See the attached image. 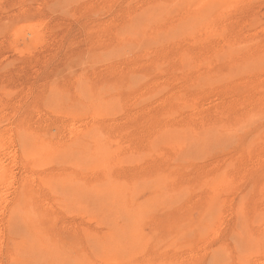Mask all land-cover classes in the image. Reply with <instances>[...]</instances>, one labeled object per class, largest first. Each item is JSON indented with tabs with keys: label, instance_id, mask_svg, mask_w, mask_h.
Returning a JSON list of instances; mask_svg holds the SVG:
<instances>
[{
	"label": "rangeland",
	"instance_id": "374dc122",
	"mask_svg": "<svg viewBox=\"0 0 264 264\" xmlns=\"http://www.w3.org/2000/svg\"><path fill=\"white\" fill-rule=\"evenodd\" d=\"M130 1L128 4V0H0V111H1L0 112V123H1L0 124V136L1 137L0 138H5L4 135L5 136L9 135L10 138L13 137V139H11L9 142V144L11 146L12 145L13 146L11 147L7 143L4 146V150L0 152V158H3L4 167H6V171H5L6 177L4 180V187H3V190L1 191V196H2L3 200L2 199H1L2 201L0 200V210H1L0 211V236L3 234V236L0 237V243L3 244L2 246H0L1 247L0 248V252H1L0 253V257H1L0 258V264H27L26 262H29V264H55V263L56 264H72V263L73 264H101V263L102 264H112V263L113 264H115V263L116 264H260V263L264 264V259H263L264 258V158H263L264 157V105H263L264 104V89H263L264 88V0H203L201 3H200L201 0H199V2H198V0H192V2H191V0L190 1L189 0L188 1L187 0H177V1L176 0H171V1L170 0H145V1L144 0H142V1L141 0H130ZM146 1L147 2L149 1V3H147ZM159 2H162V3H159ZM163 2L164 3L166 2L165 5L163 4ZM198 3H200V5H198ZM136 4H138L139 6H137ZM158 4L160 6L162 4L161 9H159L160 6ZM194 4H197V6L195 5V7H194ZM151 5H152V8H150ZM163 5L166 7L164 8ZM179 6H180V8H179ZM192 6H193V8H192ZM232 6H234V7H232ZM129 7H131V8H129ZM135 7H137V8H135ZM198 7H199V9H198ZM144 8H145V11H143ZM148 8L151 10L149 11ZM153 8H155V10ZM186 8L188 9V11ZM131 9H132V12H128V11H131ZM194 9H196V10H194ZM133 10H134V12H133ZM172 10L175 11L176 13H174ZM223 10L224 11L226 10L225 11V13H227L226 15H225V13H223L224 12ZM158 11H159V13H158ZM163 11H165L164 14H163ZM180 11H182V12H180ZM185 11H186V14L184 13ZM172 12H173V15H172ZM131 13H132V15H131ZM167 13H168V16H166ZM181 13H183V15ZM139 14H142L141 16H143V17L140 16V18H138ZM204 14H206V15H204ZM214 14H215V16H214ZM128 15H129V17L127 18ZM154 15L159 16V17L157 19H155ZM211 15H212V17L213 16L214 17L212 18ZM151 16L152 17L154 16V18L152 19ZM206 16H208V17L204 19V17H206ZM174 17H176V18L174 19ZM177 17H179V20H177ZM197 17H198V19H197ZM199 17L200 18L202 17L201 19H203V20H200ZM159 18L161 19L160 22L158 21ZM235 18L237 21L235 20ZM169 19H171V22ZM192 19H193V21H192ZM232 19H233V21H232ZM123 20L125 22H123ZM152 20L154 23L150 22ZM176 21H178V23ZM181 21H182V23H180ZM184 21H185V23H183ZM195 21H196V23H198L200 21L201 22L198 23V25H197L195 23ZM216 21L218 23H215ZM223 21L224 22L226 21L227 24L226 23L222 24ZM194 23L196 24V26L194 25ZM211 23H212V26L214 27L212 29H210L212 27ZM218 24L220 27L218 26ZM107 25H109L108 28L109 27L111 28V29L109 28L110 30L107 28ZM190 25L192 28L190 27ZM193 25L195 26L194 28H193ZM215 25L218 26L219 29ZM101 26H103V27H101ZM198 26H200V27H198ZM167 27L169 29H167ZM170 27H172V28H170ZM103 28L105 29V31ZM220 28L222 30L224 29V31L225 30L226 31L225 32L223 31L224 33L222 34V32H221L222 30H220ZM202 29H205V30H202ZM209 29H210V31H209ZM213 29H215V30H213ZM216 29H218V30H216ZM119 30H121V32ZM126 30H127V32H126ZM96 31H98V32H96ZM118 32H119V34H118ZM136 32L137 33L139 32L138 35ZM193 32H195V33H193ZM105 33H106V35H105ZM134 33H135V35H134ZM187 33H188V35H187ZM201 33H203V34H201ZM204 33H205V35H204ZM214 33L217 34L218 36L217 35L215 36ZM160 34H161V36H160ZM212 34H214V35H212ZM136 35H137V37H136ZM176 35H178V37ZM198 35H199V37H198ZM210 35H211V37H213L212 39H211ZM200 36H201V38H200ZM206 36H208V37L205 38ZM235 36H236V38H235ZM124 37H125V39H124ZM161 37H163V39ZM186 37H187V39H186ZM195 37H196V40H195ZM218 37H220V38L217 39ZM223 37H224V39H222ZM112 38H113V40H112ZM202 38H204V39H202ZM214 38H216V39H214ZM226 38H228V40H231L232 44L230 41L226 42ZM107 39H108V41H107ZM141 39L142 40L144 39L146 41L144 42ZM205 39H207V40H205ZM220 39H222V41H220ZM182 40H183V42H182ZM210 40H213V43ZM236 40H237V43H236ZM97 41H99V42H97ZM151 41H153V42H151ZM178 41L180 42V45H178V43H179ZM204 41H205V44L208 43L210 46H213L212 44H214L215 47H217V45H218V47L223 46V48H220L219 50H218V47L214 50L212 48L210 49V46H208V44L205 46H208L209 48L204 46ZM208 41L212 44H210ZM219 41H220V43H219ZM223 41H224V45H222ZM95 42H97V44H99L100 46L97 44L95 45ZM175 42H177V43H175ZM105 43H107V44H105ZM143 43H145V44H143ZM149 43H151V45ZM152 43H154L153 46H152ZM200 43H203V45L199 46ZM239 43H240V46H239ZM169 44H171L172 46H170ZM175 44H176V47H175ZM129 45H130V47H129ZM132 45H134V46L132 47ZM182 45H184V46H182ZM231 45H233L235 49L234 48L232 49ZM123 46L125 47L124 49H123ZM173 46L175 48H173ZM185 46L187 47L188 51L184 50V53H183V50H181V49H186ZM189 46H190V48H189ZM242 46H244V49L241 48ZM116 47H117V49H121V50H116L115 49ZM118 47H121V48H118ZM134 47H137V48L134 49ZM147 47H149V48H147ZM198 47H200V48H198ZM215 47H213V48H215ZM225 47L227 49H229L230 51H227V49ZM170 48H172V50H174L171 53L168 52V51H171ZM202 48H204V49H202ZM162 49H164L165 52ZM166 49H168V50H166ZM193 49H194V51H193ZM223 49L225 50V52ZM103 50L105 51V53ZM160 50H161V52H159ZM195 50L198 52V54ZM211 50H212V52H211ZM216 50H217V52H216ZM94 51H95V53H94ZM98 51H100V52H98ZM180 51H181V53H183V54H181V56L179 54ZM232 51L234 53H232ZM106 52L108 54H106ZM122 52H123V54H122ZM155 52H157V53H155ZM173 52L175 54H178L177 57L175 54H173V56H172ZM186 52L187 53L189 52V56L191 53L195 52V54H191V56L190 57L188 56L187 58L185 57V59H188V60H185L184 57H182V56H185V55L187 56V54H185ZM201 52H204V53H201ZM226 52L228 54H226L224 56V54ZM119 53H120V56H122V57L118 56ZM148 53H150V54H148ZM159 53H164L165 55L166 54L171 55V57L165 56L164 54L160 55ZM206 53H207V55H206ZM229 53H232V54L229 55ZM93 54H94V56L89 57V55H93ZM111 54H112V57H110ZM114 54H115V56H114ZM116 54H117V56H116ZM217 54H219V55H217ZM238 54L240 55L241 58H236ZM101 55H102V58H104V59L101 58ZM162 55H164V57ZM194 55H197V57L195 56L196 58H194ZM205 55H206V57H205ZM210 55H211V57H209ZM227 55H229L230 58H228ZM235 55H236V57H235ZM244 55L246 58L244 57ZM86 56H88V57H86ZM97 56H98V59H97ZM156 56H158V59L156 58ZM214 56H217V57L222 56L223 57V60H222L223 63L220 60H218V61L215 60ZM84 57H86V58L83 60ZM94 57H96L97 60ZM162 57L165 60L161 59ZM192 57H193V59H192ZM222 57H219V58L222 59ZM224 57H226V59ZM232 57L233 58L235 57L236 60H235V58L233 59ZM87 58H88V60H87ZM178 58H180V59H178ZM107 59H110V61ZM153 59L154 60L157 59V60L154 61ZM166 59H167V62H166ZM182 59H184V60H182ZM195 59H197L198 62ZM201 59H202V63H201ZM224 59L225 60L230 59L229 60L230 62L224 61ZM237 59L238 60L240 59V60L238 61ZM81 60H83V61H81ZM117 60L121 63H119ZM141 60H143V62H141ZM147 60H149V61H147ZM177 60H178V62H177ZM231 60L232 61L235 60V61L231 62ZM242 60L245 62H243ZM114 61H117V62H114ZM186 61L189 63H187ZM145 62H146V64H145ZM152 62L154 63L153 65H152ZM206 62L207 63L209 62L208 65ZM219 62H221V67H220V64H217ZM135 63H137V64H135ZM140 63H142V64H140ZM173 63L175 65H172ZM182 63L183 64L185 63V64L183 65ZM214 63L217 65H215ZM230 63L232 65L236 64L237 68H241V69H238L239 70L238 73H241V74H238L237 68L232 66ZM122 64H125L126 67H125V65L122 66ZM128 64H130L131 66ZM133 64H135L134 67H133ZM139 64H140V66H139ZM161 64L162 65L164 64V66H162ZM228 64L230 66H228ZM239 64L241 67H239ZM113 65H115V66L119 65L118 67H120V66L121 67L120 68L117 67V69H119V70H117L115 68V66H113ZM169 65H170V67H169ZM195 65H197L198 67ZM199 65L201 66V68ZM226 65H227V67H226ZM103 66H105V67H103ZM142 66H143V68H142ZM172 66H174L175 68H172ZM191 66H193V67H191ZM222 66H224V67H222ZM108 67H109V69H108ZM127 67L129 68V71H133V72H134V70L137 69L134 72L135 74L133 72L128 74L129 71H128ZM163 67L165 69H163ZM123 68H125V70H123ZM133 68H135V69L133 70ZM207 68L210 69V72H209V69H207ZM211 68H213V69H211ZM105 69H106V71H104ZM168 69H169V74H168ZM204 69H206V70H204ZM232 69L235 71V77H233L234 72H233V75L231 74L233 71ZM122 70H123V72H126L125 76H124L126 78V80L123 77V74H121ZM195 70H196V72H195ZM215 70H217L216 73H214ZM229 70H231V71H229ZM120 71H121V73H119ZM170 71H172V72H170ZM186 71H187V73H186ZM205 71L208 72L207 73L208 75H209V73L211 74L212 71H214V72H212L211 76H208V75H206ZM144 72L146 73V75L144 74ZM158 73H160V74H158ZM170 73L175 74V76H176L175 80H177V81L174 80V78H175L174 75L171 76L172 79L169 77V75H171ZM184 73H186V74H184ZM131 74H134V75H131ZM189 74L191 75V77ZM137 75L138 76L140 75V76L137 78ZM157 75H158V77L154 78V76H157ZM220 75H222V76H220ZM165 76H167L169 78H167ZM185 76H188V77H185ZM201 76H202V78H200ZM130 77H131V80H130ZM140 77H141L142 81H140V84L138 83V85H137L139 87L138 88L136 86V82H134V81H136L135 79L137 78V82H139L138 79H140ZM142 77L145 79H143ZM163 77H165V78L163 79ZM182 77H183V79H181ZM197 77L200 79H198ZM210 77H211V79H210ZM120 78H122V79H120ZM127 78H128V80H127ZM166 78L169 79V82ZM187 78H189L190 80H187ZM150 79L152 81H150ZM165 79L167 80V83H165V81H166ZM201 79H203L202 82L204 81V83H202V84L200 83ZM206 79H208V82L209 81L210 82L208 83ZM148 80L150 82H152V85L149 82L151 86L148 84ZM170 80H172L174 83L170 84L172 82V81L170 82ZM196 80L199 81L198 84H200L201 86L197 85ZM221 80H222V82H221ZM224 80H226V81H224ZM239 80H241V81L239 82ZM153 81L157 82V83L154 82V83H156V85H154ZM187 81H189V82H187ZM217 81L220 84H218ZM132 82L134 83L133 86L131 85ZM184 82H186L187 85ZM164 83L168 87H165ZM183 83L185 86H183ZM215 83H217V84H215ZM221 83H222V85H221ZM231 83H233L235 85L233 86V84L231 85ZM145 84H147L146 86L149 85V87L146 88ZM159 84H161L165 89L166 88L167 89L165 90L164 88H162L163 92L161 94L159 93L160 95L157 96L156 92L162 91L160 89V87H162V86H160ZM178 84H179V86H176ZM244 84H246V85H244ZM249 84L253 88L252 91L248 90L251 88V87L250 88L248 87ZM139 85H142V86H139ZM171 85H173V86H171ZM239 85H240V88L237 87ZM195 86L197 87V89H195L196 88ZM218 87L220 89H218ZM221 87H222V90L223 89H225V90L222 91ZM226 87H228V88H226ZM229 87L230 88L232 87L233 89L231 90ZM235 87H236V89H234ZM67 88H68V90H67ZM113 88H114V90H113ZM126 88H128V89H126ZM144 88H145V90H143ZM137 89L139 92L136 91ZM141 89L143 90L144 93L142 92ZM158 89H160L161 91ZM176 89H177V91H175ZM226 89H228V90L226 91ZM258 89L260 90V92L258 91ZM50 90H51V92H50ZM111 90H113V91L111 92ZM134 90L136 92H138L137 93L138 96L136 95ZM167 90L168 91L172 90L170 92H173V94L170 93V95H169V93H167ZM53 91H54V93H53ZM56 91H58L57 94H56ZM69 91H71V92L69 93ZM151 91L152 92L154 91L155 93L154 92L151 93ZM235 91L237 93H235ZM242 91H244V92L242 93ZM250 91H251V95L249 93L250 96L248 97L247 93ZM254 91L258 92V93H254ZM130 92H132L131 94H133V92H134L136 97L133 94L129 98ZM158 92H157V94H158ZM164 92L167 93V95H166L167 97L165 96L166 93H164ZM181 92H182V94L186 92L185 96L182 97L181 95H179ZM189 92H191V93H189ZM205 92L207 93L208 96L206 95ZM40 93H41V95H40ZM50 93H53L56 95L51 98V96H53V94L49 95ZM150 93L152 95L155 94L156 97L152 96ZM195 93L198 94L199 96L203 95V97H199L198 95H195ZM240 93H242V94H240ZM175 94H176V96H175ZM38 95L42 96V97L39 96L40 100L38 99ZM64 95H65V99L63 98ZM143 95H145V96L142 98V101L140 100L141 103L138 102L139 101L138 97L141 98V96H143ZM161 95L164 96V98H162ZM235 95L238 97H236ZM242 95L244 98L242 97ZM60 96H61V98H59ZM122 96L124 99L121 98ZM186 96H188V97H186ZM227 96H229V97H227ZM131 97L133 100L132 102H131ZM159 97H161V99H163V100H161ZM178 97H181V99ZM192 97H194V98L196 97L197 99L195 98L196 99L195 100ZM211 97H212V99L214 97H216V98L212 101ZM233 97H234V99H233ZM239 97H240V99H239ZM34 98H36L35 100H38V101L35 102ZM66 98H67V100H66ZM148 98H150L151 100H147ZM157 98H158V101L161 100V102L160 101L156 102ZM166 98L167 99L170 98V100L169 99L167 100ZM177 98L180 101L184 100L183 103H186V102L187 103H189V102L194 103L195 101L198 102V104L196 103L197 107L200 104L198 109L201 110L200 108H202V111L204 110V115H205L204 116L202 114L203 112L201 111V113L199 112V114H200L199 116L200 117L204 116L205 121L207 120L206 122L205 121L203 122L205 126L202 123L203 118H200V117H199V121L201 120V123L199 121H197L198 118L193 119V121H196L198 123H196V122H195L196 124L194 122L192 123V121H191L192 119H190L191 117H193L192 115L194 114V117L196 116V114L198 115V113L196 112V110H197L196 108L193 112H192V110L190 111L189 109H187L185 112L186 115H188L187 113L192 114V115L187 116V117H189L188 119L190 121H188V119H186V117L184 118L183 115L184 116H186V115L182 114V113H184V110L186 108L183 109V108L178 106V104L182 103L180 101L178 102V104H175V103H177L175 101ZM217 98H218V100H217ZM258 98H259V100H258ZM121 99H123V101ZM203 99H204V101H203ZM210 99H211L212 103L210 102ZM245 99H246V101H245ZM114 100H117V103L119 102L118 104L121 105V106H119V108H117L118 104L116 102H115L116 104L113 103L114 105L111 106V103L114 102ZM208 100H209V103L207 102ZM242 100H244L245 103L247 102L248 104L247 103L245 104L244 101H242ZM109 101H111V103ZM121 101H122V103H121ZM151 101H153V102H151ZM154 101L156 102V105H155ZM199 101H200V103H199ZM216 101L218 104H216ZM221 101H224V102H221ZM170 102H172V103H170ZM203 102L207 103V105ZM219 102H220V104H219ZM146 103H149V104L152 103L151 104L152 108L147 109V107H150V105L149 104L145 105ZM167 103L170 105H168ZM202 103H203V105H202ZM256 103H258V104H256ZM108 104H109V106H108ZM139 104H140V106H139ZM160 104H163L166 107L168 106L169 108H170L171 104H173L171 107H173L175 105L174 106L175 111H173L174 108L172 110V114L170 113L171 111L169 112V109L164 111L167 108L164 109L165 106H163V105H161V107H160ZM210 104H212L213 106L212 105L210 106ZM125 105H126V107H125ZM236 105L238 106V108ZM239 105H240V108H239ZM114 106H116L117 109L113 108ZM219 106H222V107H220L221 109L217 110L219 108ZM127 107L130 108L129 109L130 111L127 110L128 109ZM143 107H145L144 109H147V111H144ZM156 107H157V110H156ZM112 108L115 110H113ZM138 108L140 111L138 110ZM210 108H211V110H210ZM224 108H226V109L224 110ZM124 109H125V111H124ZM134 109H137V110L134 111ZM159 109H160V111L158 113L163 111V113L161 112L162 115L160 114L162 117H164L165 112H166L167 116L162 118L161 116L157 115L156 111H158ZM206 109L209 111H207ZM222 109L226 115L225 114L223 115L224 112H222ZM170 110H171V108H170ZM188 110H189V112H188ZM199 110H197V111H199ZM205 110H206V113L208 114L207 119H206L207 115L205 113ZM216 110L218 111L216 113H219V115L213 114L214 117L216 118V120H215L213 115L210 114L211 113L210 111H212V113H214V111H216ZM227 110H229L230 112L229 111L226 112ZM246 110H247V112L250 113V115L254 113L257 116L254 114H253V117H252V115L250 116L249 114L245 115ZM142 111H144L145 113ZM179 111L182 113L180 114ZM219 111H221L222 113ZM237 111L239 114L237 113ZM140 112H142V113H140ZM173 112H175L177 116L181 115L180 117L178 116L180 118V120L178 119L180 122L178 120L176 121V119L178 118L176 115L175 116L177 118H175V116H174L173 119L171 117L172 121L170 120V118H169L170 116H168V114L170 113L169 115L172 116L173 114H175ZM242 112H244V113L241 115ZM154 113H156V115ZM220 113H221V115H223V117L224 116L225 117L220 118L219 117V116H221ZM1 114H2V116H1ZM115 114H117V115L114 116ZM133 114L137 115V116H134ZM141 114L144 116L147 115V118H144L143 116H141ZM148 114H150V115H148ZM235 114H237V115H235ZM244 115H245V117H244ZM76 116H78V118H76ZM152 116H155L154 117L155 119H152L153 118ZM209 116L211 118H209ZM231 116L232 117L234 116L233 119H236L238 116L240 118L238 117V119L235 121V120L231 119L232 118ZM254 116H256V117H254ZM49 117H51V118L48 119ZM167 117H168V119H166ZM226 117H228L227 118L228 120L226 119ZM139 118H141V121H142V119H143V121L144 120L145 121L141 122V121H139L140 120ZM183 118L186 120H184ZM212 118H214V119H212ZM254 118H255V120L257 118V120L255 122H254ZM109 119H111L110 121H112V119H114V120L111 123L109 121ZM127 119L128 120L130 119L129 123H127L128 122ZM161 119H163L164 122ZM165 119L171 121L172 124H175L174 125L175 129L172 128L173 125L170 126L168 124L169 121L166 123ZM181 119L184 120L185 122L188 121V122H186L187 125L184 124V122ZM195 119H197V120H195ZM210 119H212V120H210ZM217 119L220 122H216ZM243 119L244 120L247 119L246 122L243 123L245 127L242 124L240 125V121L243 122L244 121ZM4 120H6V121L4 122ZM80 120H81V122H79ZM131 120H133V121H131ZM148 120H149V123H148ZM152 120L153 121L156 120V121L153 122ZM173 120L175 122H177V124L174 123ZM221 120H222V123H221ZM250 120H253V121L251 122ZM21 122H22V124H21ZM34 122H35V124H34ZM37 122L38 123L40 122V124H39V125H41L40 127H38L39 125L36 126L38 124ZM43 122H45V123H43ZM157 122H159L160 124L159 123L157 124ZM182 122H183V124H181V125L185 126V127H182L183 130H185L186 126L188 127L186 129H188V130L190 129V131H189L190 133L187 130V132H188L187 135L189 134L190 138L193 137V135H195L196 131H197V133H199L200 128L201 129L203 128L202 130H205L207 127H210L209 125H212L213 129H212V127H210L207 129L208 131H209V129L210 130L212 129V131L213 130L215 131V129L219 127L221 129H223V130H221V132L222 131L225 132L226 129L222 128L224 126L225 127L227 126L230 129H232V130H228L229 128H227L228 131L227 130L226 131L228 133L225 132V135H223L224 133L222 132L220 134L221 136L223 135L222 138L225 140H228L229 138L232 139L234 136L233 133H235V132H238V135H235L234 136L235 138H233L232 141H231V139H229L231 141V143H229L230 141H228L227 145H225L226 147L223 146L224 147V149H223L222 145H224L223 143H226V142H224L225 140L222 143L219 140L220 136L216 137L217 135L214 136L215 134L214 135L210 134L212 131L209 132V134H207L208 133V131H207V133L206 134L203 133V134H205V135H203L202 132H205V131L201 130V134L203 135L202 136L199 133L201 135L200 136L201 139H203L204 136L205 137L210 136L209 140H216V138L217 139L219 138L218 140L220 143L218 141H216V144L218 143L216 145L218 147L217 148L218 150H217L216 146L214 145L215 144L214 141H213L214 144L212 145L209 143L208 139L206 138L207 139L206 140L204 137V143L202 141L203 145H205V143H208L209 146L212 145L213 147L212 148L210 147L208 149L209 146L208 147L205 146L206 150H204L205 148L202 149L203 152H201V154H200L199 152L201 151V148L204 147V146L201 147L202 146L200 143L201 141L199 142V144H200L199 145V144H196L195 142H193V139L190 140V138L187 135H185L183 137V138L188 137V139H189L188 143L189 144L191 141L192 143H194L193 144L194 146L199 145L195 149V147L192 145V143L190 144L191 146H189V144H187V142L184 141L183 138H181L186 133V130L182 131V129H181L180 123H182ZM10 123H11V125H10ZM17 123H19V125H17ZM143 123H145V124H143ZM237 123L239 124V126L237 125ZM59 124H61V125H59ZM124 124H126L127 126H129V124H130V126L127 128L126 125H124ZM150 124L154 125V127ZM161 124H163V125H161ZM215 124L219 125V126L218 127L216 126V128H215L214 127ZM222 124H223V126H222ZM165 125H166V129H165ZM167 125H168V127H167ZM192 125H195V126L192 127ZM200 125H201V127H200ZM202 125H203V127H202ZM10 126H11V128H9ZM22 126H24V127H22ZM142 126H143V128L144 127L145 128L143 129ZM160 126H161V129L159 128ZM162 126L164 127L165 130L163 129ZM179 126L181 129L180 131L178 128ZM234 126L239 127V128H242V126H243V128L239 129V128H235ZM14 127L18 130L15 131ZM94 127H95V129H93ZM120 127H121V129H120ZM176 127L178 128V130L176 129ZM197 127L199 130L197 129ZM96 128L98 130H96ZM147 128H151L152 130H154V129L157 130L156 134L159 133L158 135H160L162 133L161 136L163 137V139L165 138V144H167L165 146V148L161 147V146H164L163 145L164 140L162 139V137L157 136L154 132L155 130L153 131V134L149 133V132H151V131H149L151 129L148 130V133H149V135L151 134L152 137L149 136L145 132V131H147V130H145ZM92 129L95 130V132H92L93 131ZM111 129H113V130H111ZM115 129H117V132ZM136 129H138V131ZM159 129L161 130L160 132L158 131ZM168 129H170V132H168L169 131ZM172 129L174 130V133H175V131L177 132L175 135L179 136L178 134H180L181 137L179 136L180 137L179 140L176 139V138H178L177 136H175L176 138H174L176 141H174V139L172 138V137H174V135L171 132ZM236 129H237V131H236ZM27 130L30 132L33 130L32 132H33V134H35L34 136L36 138L32 137L33 136L32 132L30 133ZM68 130H69V132H68ZM141 130H142V132H141ZM166 130H167V132H166ZM17 131H18V133H17ZM25 131L27 133H29L28 135H26V137L31 135L32 139H30V137L28 139L27 138L22 139V138H25V135L22 134ZM163 131H165L168 134L170 133V135H172V136H169L170 140L168 139V135L166 136L171 144L169 143V141H166L167 139H166V137H164ZM230 131L233 132L232 134H230L232 137H230V135H229ZM11 132H12V134H11ZM35 132L37 133V136H36ZM112 132H114V133H112ZM178 132H180V133H178ZM92 133H94L95 135ZM99 133H100V135H99ZM144 133L147 134L149 137L148 136L146 137L145 135H143ZM197 133H196V135H197ZM213 133H215V132H213ZM216 133L219 134L220 132L216 131ZM226 133H227V135H229V137L226 135ZM107 134H110V135L113 134L114 137L113 136L109 137V135H107ZM135 134H136V136H134L132 138V136ZM181 134H183V135H181ZM104 135H105V137H104ZM142 135L145 138H142ZM153 135L154 136L156 135V137H153ZM196 135L194 136V139L196 138L198 140L195 139L194 141L197 142L200 139L198 138L199 136L198 135L196 136ZM212 135L215 137V139H214V137H212ZM58 136H59V138H58ZM107 136L110 139V141H108L109 139L106 138ZM124 136L126 137V139ZM128 136L131 137L132 139L131 138L129 139ZM224 136H227L228 139L225 138ZM152 138H154V140ZM158 138H160V139H158ZM222 138H221V141L223 140ZM138 139H139V141H136ZM142 139H144V143L146 141H147V143L150 141L153 146L157 145V141H159V140L161 143V139H162L163 144H158L159 146L156 147L158 149L155 151H154L155 146L153 148L152 147L147 148V146H149V145H147V143H145L146 147L140 148V145L145 146V144L142 142L143 141ZM155 139H157V141ZM180 139L181 140L183 139L182 140L183 143ZM12 140L15 144L13 142H11ZM28 140H32V141L29 142ZM40 140H41V142H40V144H38L40 147L38 145L35 146L34 142L38 143ZM112 140L114 142H111ZM140 140L142 142L141 144H139ZM172 140L174 141V145H176L175 143H177L175 148L173 147L174 145L171 142ZM205 140H206V142H205ZM155 141H156V144L153 143ZM52 142H53V144H52ZM108 142H109V144H108ZM29 143H30V145H29ZM41 143H43V144H41ZM118 143H120V144H118ZM133 143H134V145H133ZM211 143H212V141H211ZM32 144H34V146H32ZM49 144H50V146H48ZM136 144L138 146H136ZM168 144H170V145H168ZM126 145H129L128 147L130 150L127 148ZM184 145L185 146L187 145L186 148ZM30 146H32L33 148L34 147H37L38 149L40 148L41 150L37 151L38 149L36 150V148H34L36 151L33 152L32 148H30ZM130 146H133V149H131ZM134 146H135V148H137V149L140 148V149L136 150L134 148ZM167 146H170V147L167 148ZM183 146L185 148L184 151H183V148L182 149L179 148V150L177 149L178 147H183ZM227 146H229V147H227ZM172 147L176 151H173L174 149H172ZM187 147L189 148V150L190 149L193 150L192 152H195L194 149L197 151V152H195L194 157H193V155L189 156L190 155L189 153L191 152V150L189 152ZM42 148H47V150L49 149L50 152H52V154L50 152L47 154L41 153L43 151ZM117 148H118L117 151L119 153L115 151V149H117ZM198 148L200 149V151ZM142 149L144 152L142 151ZM180 149L182 152L186 151L187 154H189V155H186L184 153L185 154L184 158L186 156L185 161H183V162L176 161L175 162V160H178V159H180V161H182L181 157H179L177 159V156H179L181 154ZM47 150L45 152L49 151V150L48 151ZM122 150H124V151L122 152ZM135 150L137 151V153L135 152ZM158 150H160L161 152H158ZM253 150L256 153H254ZM31 151H32V154H31ZM98 151L100 153H98ZM127 151H129V154ZM138 151H139V153H140V151H142L144 154L143 153L139 154ZM149 151H152V153ZM156 151H157V153H156ZM11 152H15V153L13 154ZM70 152H72V153H70ZM179 152H180V154H179ZM226 152L228 155L226 154ZM229 152L231 153L230 155H229ZM33 153H34V155H33ZM123 153L125 154V157H124ZM131 153H133V154L130 156ZM134 153H136V154H134ZM153 153H155V154H153ZM176 153H178L179 155ZM233 153H234V156L232 155ZM22 154H23V156H22ZM36 154L39 155L38 158H36L37 157ZM44 154H46V155H44ZM55 154L57 155V158H56ZM115 154H116V156H115ZM224 154L227 155L226 157H228L225 159V161L226 160L229 161L231 158L229 156L232 155V158H234V160H230V161L233 163H230V161L229 162L226 161V164H225V161H224L225 155ZM31 155H32V157H31ZM71 155H73V156H71ZM149 155L152 157H150ZM199 155H202L204 157L199 156ZM11 156H14V159ZM28 156H30V158H28ZM172 156H174L176 159ZM10 157H11V159H10ZM58 157H59V159H58ZM111 157H113V160ZM122 157H124V158H122ZM137 157H140V158H138L136 160L135 158H137ZM182 157H183V154H182ZM187 157H189L190 159L192 157L191 161ZM254 157H255V159H254ZM34 158H36V159H34ZM184 158H183V160H184ZM249 158H253V159L249 160ZM12 159L14 160L13 162H11ZM133 159H135L134 162H133ZM195 159L199 160V162L202 161V163H199ZM221 159L223 162L221 161ZM47 160H48V162H47ZM114 160H116V161H114ZM125 160H128V162L132 160L131 162H129V165H128L129 167H126L127 166L126 163L128 164V162H126ZM186 160H188V162ZM217 160H219V161H217ZM239 160H240V162H238ZM252 160H255V161H253L255 163H251ZM101 161H103V163ZM170 161H171V163H170ZM172 161H174V162H172ZM208 161H209V163H208ZM213 161H214V165L216 167L215 170L213 168L214 167ZM258 161H259L260 166L258 165ZM23 162H24V164H23ZM28 162H30V163H28ZM73 162H75V164ZM96 162H97V164L99 163V165H98L99 167L96 166ZM140 162H142V163H140ZM164 162L167 165H165ZM227 162H228L229 167L227 166ZM150 163H152V164L154 163L153 165H155V166H153L152 164L150 166ZM168 163H169V165H168ZM205 163L209 164L207 166H210V168L208 167V171L206 170L207 166ZM242 163L246 164V165L244 164L246 166L245 167L246 170L243 168L244 166ZM200 164H201V166H200ZM186 165H189V166L187 167ZM193 165H195V166H193ZM211 165H213L212 168H211ZM238 165H239V167H238ZM167 166H169V167H167ZM222 166H224L225 168ZM230 166H231V168H230ZM252 166L257 167V168L254 169ZM145 167L146 168L148 167L150 170L147 168L149 170L147 172V169H145ZM173 167H175V168H173ZM200 167L203 169V171L205 170L204 172L206 174L201 173L202 170L197 169ZM235 167H236V170H238V169L239 170L240 169L245 170L243 172V174L244 173L245 174L242 175L243 170L242 171L240 170L241 172H238L239 170L236 171ZM122 168L124 171H121ZM126 168H127V171L125 170ZM187 168H188V170H187ZM192 169H194V171L198 170L199 171L198 175H197L198 171L197 172L191 171ZM229 169H231V170H229ZM221 170H223V171L219 172ZM19 171H20V173H19ZM128 171H130L132 173L129 175L130 177H132V179L130 177H128V174H127ZM215 171H217V172L215 173ZM122 172H124V173H122ZM142 172H144L143 175L141 174ZM211 172L214 173V176H212L213 173H211ZM231 172H232V174H231ZM115 173H116V176H115ZM227 173H229L231 175V177H229V175ZM19 174H20V176H19ZM106 174L108 175V179L103 180V178L107 177ZM111 174H113L114 178ZM236 174L238 175L236 177L237 183L235 182L236 179H234ZM26 175H31V176H26ZM138 175H140V176H138ZM186 175L188 176L187 180L181 179L183 177L184 178L187 177ZM209 175H211V176H209ZM96 176H97V178H96ZM192 176H193V179H192ZM194 176H195V178H194ZM203 176L205 177V178H203V179H205L204 181L201 180V178ZM211 177H215V178L211 179ZM116 178H118L117 181H119L117 183H116V180H114ZM129 178L131 180H129ZM155 178H157V179H155ZM227 178L230 179L229 180L230 182L228 183V185L220 184V182L221 181L223 182V180H224V182H226ZM127 179L130 182H126ZM140 179H141V182H140ZM180 179L182 181H185V182H183V184H180L182 182ZM228 179H227V182H228ZM70 180H71V182H70ZM177 180H180V181H177ZM10 181H12V183H9ZM122 181H124V182H122ZM176 181L178 182L177 186H179V189L176 188L177 187V186H175L176 183H175V185L173 184ZM186 181H187V183H186ZM193 181H194V183H193ZM143 182H144V184H143ZM211 182H212V184L209 185ZM7 183H9V185H7ZM22 183L25 184L24 187L21 186ZM197 183H199V185ZM102 184L105 186H103ZM108 184H110V185H108ZM111 184H112V186H111ZM222 185L224 187H222ZM236 185H237V187H235ZM173 186H174V188H172ZM180 186H181V189H180ZM219 186L222 189H220ZM231 186H233L234 188ZM117 187H118V190H120V188H121V191H119L120 193L118 192ZM199 187L200 188L202 187L203 189L198 190ZM204 187L207 190H209L211 188H214V190L211 189L208 192V191L204 190ZM50 188H51V190H50ZM109 188H110V190H109ZM223 188H228V189H227V191H225L226 189L223 190ZM44 189H46V191H48V193L46 191H44ZM123 189H124V192L122 191ZM127 189H129L130 191ZM55 190H56V192H54ZM73 190L76 192V195L78 196V198L82 197V199H83L84 198L83 196H86L85 197L86 200L84 198V200L81 201L77 198V201H76L77 196L72 194ZM77 190H81V192H82V190H85L86 195L85 194L79 195L77 193ZM134 190H135V193H134ZM182 190L184 191V193ZM132 191H133V193H132ZM217 191H219V192H217ZM220 191H221V193H220ZM56 193L62 194V195L59 196ZM92 193H94V194L92 195ZM125 193H127V196H128V194H129V196L130 195L131 196L130 197L128 196L125 198ZM206 193H209V194H206ZM119 194H120V196H119ZM121 194H122V196H121ZM217 194L220 195L219 198H218ZM54 195H57V196H54ZM211 195H213V196H211ZM215 195H217V196H215ZM90 196H93L92 198H94V199L90 200L89 199ZM163 196H164V198H162ZM196 196H198V197H196ZM208 196H211V197H208ZM20 197H21V199H19ZM54 197L57 200L56 199L53 200ZM109 197H110V199H109ZM122 197H124V199ZM205 197L206 198L208 197L209 199L208 198L206 199ZM212 197L214 198V202H213ZM25 198H26V200H25ZM68 198H70V199H68ZM118 198H122L123 200L118 199ZM127 198H128V200H127ZM165 198L167 199V201ZM45 199H47V200H45ZM65 199H67L68 202ZM105 199L106 200L109 199V200L106 201ZM42 200H44L45 202ZM61 200H63V201H61ZM71 200H75V201H73V203L76 202V204H75L76 206L75 205L73 206V203H70V202H72ZM120 200H121V202H120ZM195 200H196V202H195ZM9 201L11 202V205H10ZM53 201L56 202V204H53L54 203ZM90 201H91V204H90ZM98 201L101 202V204ZM117 201H118V203L120 202L119 205H118ZM143 201H145V202H143ZM62 202L68 203L67 205L72 204V206H70L72 210L68 206H67V208H68L67 209L65 207L66 204L62 205ZM93 202L95 203V205ZM96 202L100 204V207L98 206V208H97ZM126 202H128V203H126ZM25 203H29V204H27V206H26ZM60 203H61V206H64L62 208H64V209L66 208L65 212H64V209L59 210L61 208V206H58V205H60ZM104 204H105V207L103 206ZM115 204L118 206H116ZM50 205H52V206H50ZM85 205L86 206L88 205V207L90 206V209L93 208V207H91V205L94 207L96 206L95 208H93L94 210L93 209L89 210V211H91L90 213L92 215V216L90 215L92 218V220H90V221L87 220L88 217L85 216V213L86 212L88 213L87 207L85 209L86 212H84V213H82L83 211L81 212L79 210L81 208H82L81 210H83ZM106 205H107L108 209H106L107 208ZM143 205H145L146 207ZM2 206H4V207H2ZM34 206H36V207H34ZM123 206H124V208H122ZM73 207H74V209H73ZM141 207L144 208L142 210V212H143L142 215L140 213L141 211H139V209ZM96 208H97L98 214L99 213L101 214V211H102V214H105V215L101 214L102 216L100 217V216H98L97 213H95L97 215L96 216L94 215L95 217H93V214H94L93 211L96 212V210H95ZM119 208L126 210V212H123V210L119 211ZM137 208H139V209H137ZM69 209H70V214L67 213L69 211ZM48 210H50V211H48ZM66 210H68V211H66ZM103 210H104V212H103ZM115 212H117V213H115ZM131 212H132V214H131ZM75 213H77V216ZM110 214L112 216H110ZM25 216H27V218ZM56 216L59 218H56ZM84 216H85V218H84ZM88 216H89V213H88ZM90 216L88 219H90ZM108 216H110V217H108ZM122 216H124V217H122ZM241 216L243 217V219H241ZM244 216H245V218H244ZM52 217H54V218H52ZM97 217L100 219H97ZM93 218L94 219L96 218V220H94ZM30 219H33V220H30ZM43 219L45 222L43 221ZM110 219H112V221ZM126 219H127V221H126ZM105 220L108 222V224H106ZM258 220H260V221H258ZM122 221L124 223H122ZM29 223H31L32 225L31 224L28 225ZM70 223H72V224L70 225ZM33 224H35V225H33ZM77 224H78V226H77ZM30 226H31V228H30ZM41 226H42V228H41ZM71 226H73V229ZM35 227H37V229H35ZM85 227L87 228V230L84 231V229H86ZM39 228H40V230H39ZM64 229H66V230H64ZM91 229H93L96 232H93V230L91 231ZM26 230H27V232H26ZM51 232H53L55 234H52ZM50 234H52V236ZM246 234H248V235L246 236ZM55 235L58 237H56ZM251 235H252V237H251ZM16 236H17V238H15ZM35 236H37V237H35ZM244 236L246 237L247 240H249V239H252V240L247 241L245 239L246 240V244H245V241H244L245 237ZM11 237H12V239H11ZM49 237L51 240L46 241V240H49ZM53 237H54V239H57V242L52 239ZM106 237H107V240H106ZM2 238H4V239H2ZM46 238H48V239H46ZM43 239H45V241ZM35 240L36 241L38 240V242L36 243ZM11 241H13V242H11ZM43 241H44V243H43ZM252 241H254V242H252ZM58 242H60V243H58ZM249 242H251V243H249ZM32 243H34V244H32ZM252 243H254V244H252ZM65 244H66V246H65ZM242 244L245 246V249H244V246ZM38 245L40 246V250H41V246H42V249H44V250L39 251ZM44 245H46V246H44ZM54 245H55V248H53ZM98 245H99V247H98ZM251 245H254V246H251ZM25 246H27L26 249H25ZM36 246H37V250L40 252V254L38 251H36L38 254L36 252H34L36 250ZM50 246H52V247H50ZM31 247L35 248V249H32L34 251H31V249H30ZM62 248H65V249H62ZM54 249L55 250L57 249L58 251L56 250V253H55ZM21 250L23 251V253ZM26 250H28V251H26ZM47 251L50 253L52 252V254L49 255ZM27 252L30 254H27ZM46 253L48 255H46ZM61 253H62V255L67 256V257L63 258ZM6 255L8 257H6ZM12 255L17 256L16 257L17 260H15L16 258ZM28 255H30V256H28ZM250 255H252V256H250ZM23 256H24V258H23ZM27 256H28V258H27ZM51 256H54V257H51ZM56 256L57 257L59 256V257L56 258ZM260 256H262V257H260ZM29 257L32 259H30ZM141 257H143V258H141ZM12 258H15V259H12ZM68 258H70V259H68ZM258 258H259V260H258ZM20 259H24V260H20ZM33 259H35V260H33ZM55 260H56V262H55ZM21 261L24 263H22ZM73 261L74 262L76 261V262L74 263Z\"/></svg>",
	"mask_w": 264,
	"mask_h": 264
},
{
	"label": "bare ground",
	"instance_id": "6f19581e",
	"mask_svg": "<svg viewBox=\"0 0 264 264\" xmlns=\"http://www.w3.org/2000/svg\"><path fill=\"white\" fill-rule=\"evenodd\" d=\"M129 1H130V0H128V4H129ZM141 1H142V0H141ZM144 1H145V0H144ZM144 1H143V2H144ZM170 1H171V0H170ZM176 1H177V0H176ZM187 1H188V0H187ZM189 1H190V0H189ZM202 1H203V0H201L200 3H201ZM130 2H131V1H130ZM136 2H137V1H136ZM146 2H147V1H146ZM150 2H151V1H150ZM179 2H180V1H179ZM191 2H192V0H191ZM191 2H190V3H191ZM196 2H197V1H196ZM198 2H199V0H198ZM205 2H206V1H205ZM147 3H149V1H148ZM159 3H162V2H159ZM165 3H166V2H165ZM165 3L163 2L164 5H165ZM176 3H177V2H176ZM193 3H194V2H193ZM200 3H198V5H200ZM203 3H204V2H203ZM134 4H135V3H134ZM178 4H179V3H178ZM136 5L139 6L138 4H136ZM140 5H141V4H140ZM158 5H159V4H158ZM164 5H163V6H164ZM187 5H188V4H187ZM189 5H190V4H189ZM195 5L197 6V4H194V7H195ZM203 5H204V4H203ZM234 5H235V4H234ZM127 6H128V5H127ZM148 6H149V5H148ZM159 6H160V5H159ZM159 6H158V7H159ZM172 6H173V5H172ZM172 6H171V7H172ZM180 6H181V5H180ZM180 6H179V8H180ZM235 6H236V5H235ZM142 7H143V6H142ZM154 7H155V6H154ZM161 7H162V4H161V6L159 7V9H161ZM165 7H166V6H164V8H165ZM174 7H175V6H174ZM214 7H215V6H214ZM232 7H234V6H232ZM127 8H128V7H127ZM129 8H131V7H129ZM135 8H137V7H135ZM150 8H152V5L150 6ZM156 8H157V7H156ZM164 8H163V9H164ZM175 8H176V7H175ZM192 8H193V6H192ZM236 8H237V7H236ZM112 9H113V8H112ZM148 9H149V8H148ZM153 9L155 10V8H153ZM157 9H158V8H157ZM186 9H187V8H186ZM198 9H199V7H198ZM198 9H197V10H198ZM227 9H228V8H227ZM227 9H226V10H227ZM134 10H135V9H134ZM134 10H133V12H134ZM150 10H151V9H149V11H150ZM192 10H193V9H192ZM194 10H196V9H194ZM200 10H201V9H200ZM226 10H225V11H226ZM137 11H138V10H137ZM143 11H145V8L143 9ZM170 11H171V10H170ZM172 11H173V10H172ZM176 11H177V10H176ZM187 11H188V9H187ZM223 11H224V10H223ZM225 11H224L223 13H225ZM126 12H127V11H126ZM128 12H132V9H131V11H128ZM151 12H152V11H151ZM164 12H165V11H163V14H164ZM173 12L176 13L175 11H173ZM173 12H172V15H173ZM180 12H182V11H180ZM180 12H179V13H180ZM228 12H229V11H228ZM117 13H118V12H117ZM145 13H146V12H145ZM158 13H159V11H158ZM184 13L186 14V11H185ZM161 14H162V13H161ZM161 14H160V15H161ZM181 14L183 15V13H181ZM187 14H188V13H187ZM191 14H192V13H191ZM215 14H216V13H215ZM215 14H214V16H215ZM221 14H222V13H221ZM226 14H227V13H225V15H226ZM131 15H132V13H131ZM141 15H142V14H139V15H138V18H140ZM158 15H159V14H158ZM178 15H179V14H178ZM182 15H181V16H182ZM204 15H206V14H204ZM154 16H155V15H154ZM154 16H153V17L151 16L152 19L154 18ZM166 16H168V13L166 14ZM214 16H213V17H214ZM128 17H129V15L127 16V18H128ZM141 17H143V16H141ZM158 17H159V16H155V19H157ZM170 17H171V16H170ZM182 17H183V16H182ZM192 17H193V16H192ZM207 17H208V16L204 17V19L207 18ZM209 17H210V16H209ZM211 17H212V15H211ZM213 17H212V18H213ZM136 18H137V17H136ZM175 18H176V17H174V19H175ZM190 18H191V17H190ZM199 18H200V17H199ZM201 18H202V17H201ZM201 18H200V20H203V19H201ZM143 19H144V18H143ZM180 19H181V18H180ZM188 19H189V18H188ZM197 19H198V17H197ZM197 19H196V20H197ZM230 19H231V18H230ZM124 20H125V19H124ZM124 20H123V22H125ZM160 20H161V19L159 18L158 21L160 22ZM163 20H164V19H163ZM169 20H170V22H171V19H169ZM172 20H173V19H172ZM177 20H179V17H177ZM211 20H212V19H211ZM235 20H236V18H235ZM135 21H136V20H135ZM139 21H140V20H139ZM145 21H146V20H145ZM165 21H166V20H165ZM182 21H183V20H182ZM182 21H181L180 23H182ZM192 21H193V19H192ZM207 21H208V20H207ZM230 21H231V20H230ZM230 21H229V22H230ZM232 21H233V19H232ZM236 21H237V20H236ZM123 22H122V23H123ZM150 22L154 23L153 20L150 21ZM170 22H169V23H170ZM176 22L178 23V21H176ZM188 22H189V21H188ZM200 22H201V21H200ZM200 22H198V23H200ZM223 22H224V21H223ZM223 22H222V24H225V23L227 24L226 21H225L224 23H223ZM136 23H137V22H136ZM141 23H142V22H141ZM183 23H185V21H184ZM191 23H192V22H191ZM195 23H196V21H195ZM195 23H194L195 26H196V24L198 25V23H196V24H195ZM212 23H213V22H212ZM212 23H211V26H212ZM215 23H218V22L216 21ZM235 23H236V22H235ZM103 24H104V23H103ZM133 24H134V23H133ZM188 24H189V23H188ZM192 24H193V23H192ZM219 24H220V23H219ZM219 24H218V26H219ZM232 24H233V23H232ZM232 24H231V25H232ZM194 25H193V28L195 27ZM229 25H230V24H229ZM108 26H109V25H107V28H108ZM158 26H159V25H158ZM163 26H164V25H163ZM163 26H162V27H163ZM171 26H172V25H171ZM183 26H184V25H183ZM208 26H209V25H208ZM215 26H216V25H215ZM218 26H216V27L218 28ZM99 27H100V26H99ZM101 27H103V26H101ZM111 27H112V26H111ZM190 27H191V25H190ZM198 27H200V26H198ZM206 27H207V26H206ZM216 27H215V28H216ZM219 27H220V26H219ZM231 27H232V26H231ZM109 28H110V27H109ZM109 28H108V29H109ZM119 28H120V27H119ZM121 28H122V27H121ZM132 28H133V27H132ZM138 28H139V27H138ZM147 28H148V27H147ZM170 28H172V27H170ZM175 28H176V27H175ZM180 28H181V27H180ZM191 28H192V27H191ZM209 28H210V27H209ZM212 28H214V27L212 26L210 29H212ZM92 29H93V28H92ZM98 29H99V28H98ZM100 29H101V28H100ZM103 29H104V28H103ZM110 29H111V28H110ZM110 29H109V30H110ZM167 29H169V28L167 27ZM184 29H185V28H184ZM184 29H183V30H184ZM195 29H196V28H195ZM210 29H209V31H210ZM218 29H219V28H218ZM218 29H216V30H218ZM230 29H231V28H230ZM37 30H38V29H37ZM180 30H181V29H180ZM190 30H191V29H190ZM202 30H205V29H202ZM202 30H201V31H202ZM207 30H208V29H207ZM213 30H215V29H213ZM220 30H222V29L220 28ZM104 31H105V29H104ZM119 31L121 32V30H119ZM124 31H125V30H124ZM149 31H150V30H149ZM177 31H178V30H177ZM191 31H192V30H191ZM191 31H190V32H191ZM201 31H200V32H201ZM211 31H212V30H211ZM223 31H224V29L221 31L222 34H223L226 30H225L224 32H223ZM96 32H98V31H96ZM126 32H127V30H126ZM139 32H140V31H139ZM139 32H138V33H139ZM151 32H152V31H151ZM169 32H170V31H169ZM185 32H186V31H185ZM200 32H199V33H200ZM214 32H215V31H214ZM229 32H230V31H229ZM132 33H133V32H132ZM136 33H137V32H136ZM138 33H137V35H138ZM160 33H161V32H160ZM162 33H163V32H162ZM193 33H195V32H193ZM207 33H208V32H207ZM210 33H211V32H210ZM118 34H119V32H118ZM140 34H141V33H140ZM140 34H139V35H140ZM146 34H147V33H146ZM148 34H149V33H148ZM174 34H175V33H174ZM197 34H198V33H197ZM197 34H196V35H197ZM201 34H203V33H201ZM208 34H209V33H208ZM214 34H215V33H214ZM214 34H212V35H214ZM228 34H229V33H228ZM105 35H106V33H105ZM132 35H133V34H132ZM134 35H135V33H134ZM137 35H136V37H137ZM141 35H142V34H141ZM187 35H188V33H187ZM192 35H193V34H192ZM204 35H205V33H204ZM216 35H217V34H215V36H216ZM229 35H230V34H229ZM109 36H110V35H109ZM112 36H113V35H112ZM119 36H120V35H119ZM122 36H123V35H122ZM130 36H131V35H130ZM160 36H161V34H160ZM176 36L178 37V35H176ZM190 36H191V35H190ZM194 36H195V35H194ZM208 36H209V35H208ZM208 36H206L205 38H207ZM217 36H218V35H217ZM219 36H220V35H219ZM233 36H234V35H233ZM125 37H126V36H125ZM125 37H124V39H125ZM138 37H139V36H138ZM179 37H180V36H179ZM182 37H183V36H182ZM182 37H181V38H182ZM198 37H199V35H198ZM210 37H211V35H210ZM237 37H238V36H237ZM101 38H102V37H101ZM161 38L163 39V37H161ZM183 38H184V37H183ZM200 38H201V36H200ZM212 38H213V37H211V39H212ZM219 38H220V37H218L217 39H219ZM233 38H234V37H233ZM235 38H236V36H235ZM97 39H98V38H97ZM137 39H138V38H137ZM167 39H168V38H167ZM169 39H170V38H169ZM174 39H175V38H174ZM176 39H177V38H176ZM186 39H187V37H186ZM202 39H204V38H202ZM214 39H216V38H214ZM222 39H224V37H223ZM222 39H220V41H222ZM99 40H100V39H99ZM112 40H113V38H112ZM118 40H119V39H118ZM141 40H142V39H141ZM153 40H154V39H153ZM172 40H173V39H172ZM195 40H196V37H195ZM205 40H207V39H205ZM232 40H233V39H232ZM234 40H235V39H234ZM107 41H108V39H107ZM142 41L145 42L146 40L143 39ZM147 41H148V40H147ZM180 41H181V40H180ZM199 41H200V40H199ZM210 41L213 43V40H210ZM214 41H215V40H214ZM216 41H217V40H216ZM220 41H219V43H220ZM227 41H230L231 44H232V41H231V40H228V38H226V42H227ZM97 42H99V41H97ZM97 42H95V45L97 44ZM101 42H102V41H101ZM105 42H106V41H105ZM109 42H110V41H109ZM123 42H124V41H123ZM151 42H153V41H151ZM178 42H179V41H178ZM182 42H183V40H182ZM188 42H189V41H188ZM195 42H196V41H195ZM208 42H209V41H208ZM217 42H218V41H217ZM233 42H234V41H233ZM238 42H239V41H238ZM93 43H94V42H93ZM107 43H108V42H107ZM107 43H105V44H107ZM114 43H115V42H114ZM173 43H174V42H173ZM175 43H177V42H175ZM189 43H190V42H189ZM206 43H207V42H206ZM209 43H210V42H209ZM212 43H210V44H212ZM236 43H237V40H236ZM122 44H123V43H122ZM143 44H145V43H143ZM149 44L151 45V43H149ZM153 44H154V43H152V46H153ZM181 44H182V43H181ZM187 44H188V43H187ZM187 44H186V45H187ZM207 44H208V43H207ZM207 44H205V41H204V46L207 45ZM221 44H222V43H221ZM225 44H226V43H225ZM234 44H235V43H234ZM234 44H233V45H234ZM97 45H99V44H97ZM115 45H116V44H115ZM115 45H114V46H115ZM146 45H147V44H146ZM167 45H168V44H167ZM169 45L172 46L171 44H169ZM178 45H180V42L178 43ZM202 45H203V43H200L199 46H202ZM212 45H213V46H210V45L208 44V46H210V49L212 48V49L214 50V49H216V48L218 47V45H217V47H215L214 44H212ZM222 45H224V41H223V44H222ZM233 45H231L232 49H233L234 46H235V45H234V46H233ZM243 45H244V44H243ZM99 46H100V45H99ZM102 46H103V45H102ZM133 46H134V45H132V47H133ZM164 46H165V45H164ZM182 46H184V45H182ZM197 46H198V45H197ZM208 46H205V47H208ZM219 46H220V45H219ZM225 46H226V45H225ZM229 46H230V45H229ZM239 46H240V43H239ZM95 47H96V46H95ZM103 47H104V46H103ZM121 47H122V46H121ZM121 47H118V48H121ZM129 47H130V45H129ZM149 47H150V46H149ZM149 47H147V48H149ZM161 47H162V46H161ZM167 47H168V46H167ZM167 47H166V48H167ZM175 47H176V44H175ZM175 47L173 46V48H175ZM177 47H178V46H177ZM180 47H181V46H180ZM213 47H215V48H213ZM231 47H230V48H231ZM235 47H236V46H235ZM237 47H238V46H237ZM105 48H106V47H105ZM124 48H125V47L123 46V49H124ZM126 48H127V47H126ZM136 48H137V47H134V49H136ZM140 48H141V47H140ZM163 48H164V47H163ZM168 48H169V47H168ZM181 48H182V47H181ZM181 48H180V49H181ZM185 48H186V49H181V50H183V53H184V50L188 51V49H187L186 46H185ZM189 48H190V46H189ZM192 48H193V47H192ZM198 48H200V47H198ZM198 48H197V49H198ZM208 48H209V47H208ZM220 48H223V46L218 47V50H219ZM225 48H226V47H225ZM241 48L244 49V46H242ZM115 49H116V50H121V49H117V47H116ZM141 49H142V48H141ZM141 49H140V50H141ZM164 49H165V48H164ZM164 49H162V50H164ZM170 49H171V51H168V52L171 53L172 51H174V50H172V48H170ZM177 49H178V48H177ZM202 49H204V48H202ZM205 49H206V48H205ZM226 49H227V48H226ZM234 49H235V48H234ZM137 50H138V49H137ZM143 50H144V49H143ZM166 50H168V49H166ZM178 50H179V49H178ZM221 50H222V49H221ZM221 50H220V51H221ZM223 50H224V49H223ZM103 51H104V50H103ZM103 51H102V52H103ZM145 51H146V50H145ZM149 51H150V50H149ZM193 51H194V49H193ZM195 51H196V50H195ZM202 51H203V50H202ZM206 51H207V50H206ZM227 51H230V50L227 49ZM233 51H234V50H233ZM233 51H232V53L235 52V51H234V52H233ZM252 51H253V50H252ZM90 52H91V51H90ZM98 52H100V51H98ZM102 52H101V53H102ZM120 52H121V51H120ZM152 52H153V51H152ZM157 52H158V51H157ZM157 52H155V53H157ZM159 52H161V50H160ZM164 52H165V50H164ZM166 52H167V51H166ZM196 52H197V51H196ZM199 52H200V51H199ZM211 52H212V50H211ZM216 52H217V50H216ZM224 52H225V50H224ZM224 52H223V53H224ZM94 53H95V51H94ZM96 53H97V52H96ZM104 53H105V51H104ZM117 53H118V52H117ZM129 53H130V52H129ZM150 53H151V52H150ZM150 53H148V54H150ZM170 53H169V54H170ZM176 53H177V52H176ZM183 53H181V51H180V53H179L180 56H181V54H183ZM201 53H204V52H201ZM209 53H210V52H209ZM218 53H219V52H218ZM232 53H229V55H231ZM238 53H239V52H238ZM240 53H241V52H240ZM244 53H245V52H244ZM244 53H243V54H244ZM86 54H87V53H86ZM106 54H108V53L106 52ZM122 54H123V52H122ZM159 54L161 55V54H164V53H159ZM173 54H175V53L173 52V53H172V56H173ZM185 54H187V56H186ZM185 54H184L185 56H182V57H184V59H185V57L187 58V57L189 56V52H188V53L186 52ZM191 54H195V52H194V53H191ZM191 54H190V56H191ZM197 54H198V52H197ZM215 54H216V53H215ZM219 54H220V53H219ZM219 54H217V55H219ZM226 54H228V53L226 52V53L224 54V56H225ZM254 54H255V53H254ZM102 55H103V54H102ZM102 55H101V58H102ZM164 55H165V54H164ZM164 55H162V56L164 57ZM175 55H176V57H177L178 54H175ZM206 55H207V53H206ZM206 55H205V57H206ZM229 55H227L228 58H230ZM241 55H242V54H241ZM90 56H94V54H93V55H89V57H90ZM105 56H106V55H105ZM114 56H115V54H114ZM116 56H117V54H116ZM118 56H120V53H119ZM165 56L171 57V55H167V54H166ZM190 56H189V57H190ZM195 56L197 57V55H194V58H196ZM201 56H202V55H201ZM222 56H223V55H222ZM222 56H219V57H222ZM233 56H234V55H233ZM86 57H88V56H86ZM86 57H84L83 60H84ZM110 57H112V54H111ZM120 57H122V56H120ZM132 57H133V56H132ZM163 57H162L161 59L165 60ZM168 57H167V58H168ZM174 57H175V56H174ZM207 57H208V56H207ZM209 57H211V55H210ZM219 57L214 56L215 60H217V61H218V60L222 61V60H223V57H222V59L219 58ZM235 57H236V55H235ZM235 57H234V58H235ZM242 57H243V56H242ZM244 57H245V55H244ZM94 58L96 59V57H94ZM146 58H147V57H146ZM156 58L158 59V56H156ZM201 58H202V57H201ZM224 58L226 59V57H224ZM232 58H233V57H232ZM234 58H233V59H234ZM236 58H241V57H240V55L238 54ZM236 58H235V60H236ZM245 58H246V57H245ZM245 58H244V59H245ZM73 59H74V58H73ZM79 59H80V58H79ZM97 59H98V56H97ZM97 59H96V60H97ZM102 59H104V58H102ZM114 59H115V58H114ZM117 59H118V58H117ZM157 59H155V60H157ZM172 59H173V58H172ZM178 59H180V58H178ZM184 59H182V60H184ZM192 59H193V57H192ZM198 59H199V58H198ZM205 59H206V58H205ZM207 59H208V58H207ZM225 59H224V61H229V60H230V59H227V60H225ZM83 60H81V61H83ZM87 60H88V58H87ZM107 60L110 61V59H107ZM125 60H126V59H125ZM149 60H150V59H149ZM149 60H147V61H149ZM153 60H154V59H153ZM155 60H154V61H155ZM173 60H174V59H173ZM185 60H188V59H185ZM195 60L197 61V59H195ZM235 60H234V61H235ZM237 60H238V59H237ZM239 60H240V59H239ZM239 60H238V61H239ZM117 61H118V60H117ZM117 61H114V62H117ZM151 61H152V60H151ZM191 61H192V60H191ZM204 61H205V60H204ZM206 61H207V60H206ZM234 61L231 60V62H234ZM242 61H243V60H242ZM242 61H241V62H242ZM93 62H94V61H93ZM100 62H101V61H100ZM118 62H119V61H118ZM141 62H143V60H141ZM166 62H167V59H166ZM177 62H178V60H177ZM186 62H187V61H186ZM186 62H185V63H186ZM197 62H198V61H197ZM209 62H210V61H209ZM209 62H208V63H209ZM229 62H230V61H229ZM243 62H245V61H243ZM103 63H104V62H103ZM119 63H121V62H119ZM131 63H132V62H131ZM131 63H130V64H131ZM147 63H148V62H147ZM149 63H150V62H149ZM160 63H161V62H160ZM179 63H180V62H179ZM185 63H184V64H185ZM187 63H189V62H187ZM187 63H186V64H187ZM195 63H196V62H195ZM201 63H202V59H201ZM206 63H207V62H206ZM208 63H207V65H208ZM210 63H211V62H210ZM222 63H223V61H222ZM225 63H226V62H225ZM238 63H239V62H238ZM238 63H237V64H238ZM251 63H252V62H251ZM92 64H93V63H92ZM130 64H128V65H130ZM135 64H137V63H135ZM135 64H133V67H134ZM140 64H142V63H140ZM140 64H139V66H140ZM145 64H146V62H145ZM145 64H144V65H145ZM150 64H151V63H150ZM153 64H154V63L152 62V65H153ZM177 64H178V63H177ZM180 64H181V63H180ZM182 64H183V63H182ZM184 64H183V65H184ZM214 64H215V63H214ZM217 64H220V67H221V62H219V63H217ZM217 64H215V65H217ZM230 64H231V63H230ZM90 65H91V64H90ZM108 65H109V64H108ZM110 65H111V64H110ZM115 65H116V64H115ZM115 65H113V66H115ZM123 65H125V64H122V66H123ZM128 65H127V66H128ZM155 65H156V64H155ZM161 65H162V64H161ZM172 65H175V64L173 63ZM201 65H202V64H201ZM209 65H210V64H209ZM231 65H232V64H231ZM118 66H119V65H118ZM118 66H115V68L117 69ZM130 66H131V65H130ZM157 66H158V65H157ZM162 66H164V64H163ZM195 66H197V65H195ZM199 66H200V65H199ZM204 66H205V65H204ZM224 66H225V65H224ZM224 66H222V67H224ZM228 66H230V65L228 64ZM232 66L236 67V64H233ZM243 66H244V65H243ZM103 67H105V66H103ZM120 67H121V66H120ZM120 67H118V68H120ZM125 67H126V65H125ZM136 67H137V66H136ZM158 67H159V66H158ZM169 67H170V65H169ZM187 67H188V66H187ZM187 67H186V68H187ZM191 67H193V66H191ZM197 67H198V66H197ZM197 67H196V68H197ZM208 67H209V66H208ZM226 67H227V65H226ZM226 67H225V68H226ZM239 67H241L240 64H239ZM127 68H128V67H127ZM127 68H126V69H127ZM142 68H143V66H142ZM167 68H168V67H167ZM172 68H175V67L172 66ZM183 68H184V67H183ZM200 68H201V66H200ZM216 68H217V67H216ZM236 68H237V67H236ZM108 69H109V67H108ZM130 69H131V68H130ZM134 69H135V68H133V70H134ZM163 69H165V68L163 67ZM163 69H162V70H163ZM169 69H170V68H169ZM169 69H168V74H169ZM197 69H198V68H197ZM207 69H209V68H207ZM211 69H213V68H211ZM217 69H218V68H217ZM227 69H228V68H227ZM238 69H241V68H237V70H238ZM244 69H245V68H244ZM117 70H119V69H117ZM123 70H125V68H123ZM123 70H122V73H121V71H120L119 73L123 74V77H124L126 72H123ZM136 70H137V69H136ZM136 70H134V72H135ZM170 70H171V69H170ZM172 70H173V69H172ZM181 70H182V69H181ZM189 70H190V69H189ZM204 70H206V69H204ZM232 70H233V69H232ZM104 71H106V69H105ZM109 71H110V70H109ZM128 71H129V68H128ZM165 71H166V70H165ZM178 71H179V70H178ZM216 71H217V70H215V72H214V71H212V72L216 73ZM229 71H231V70H229ZM243 71H244V70H243ZM243 71H242V72H243ZM132 72H133V71H129L128 74H130V73H132ZM134 72H133V73H134ZM142 72H143V71H142ZM145 72H146V71H145ZM145 72H144V74L146 75ZM166 72H167V71H166ZM170 72H172V71H170ZM176 72H177V71H176ZM195 72H196V70H195ZM195 72H194V73H195ZM205 72H206V75H208V74H207L208 72H207V71H205ZM209 72H210V69H209ZM212 72H211V74H212ZM221 72H222V71H221ZM233 72H234V75H233ZM238 72H239V70L237 71V73H238ZM107 73H108V72H107ZM186 73H187V71H186ZM186 73H184V74H186ZM191 73H192V72H191ZM203 73H204V72H203ZM121 74H120V75H121ZM134 74H135V73H134ZM134 74H131V75H134ZM139 74H140V73H139ZM158 74H160V73H158ZM161 74H162V73H161ZM168 74H167V75H168ZM170 74H171V73H170ZM184 74H183V75H184ZM192 74H193V73H192ZM211 74L209 73L208 76H211ZM226 74H227V73H226ZM231 74L233 75V77H235V71H234V70L232 71ZM231 74H230V75H231ZM238 74H241V73H238ZM242 74H243V73H242ZM109 75H110V74H109ZM118 75H119V74H118ZM147 75H148V74H147ZM150 75H151V74H150ZM165 75H166V74H165ZM172 75L175 76V74H171V75H169V77H170L171 79H172V77H171ZM178 75H179V74H178ZM178 75H177V76H178ZM183 75H182V76H183ZM189 75H190V74H189ZM223 75H224V74H223ZM236 75H237V74H236ZM139 76H140V75H139ZM139 76L137 75V78H138ZM141 76H142V75H141ZM163 76H164V75H163ZM218 76H219V75H218ZM220 76H222V75H220ZM224 76H225V75H224ZM143 77H144V76H143ZM143 77H142V78H143ZM155 77H158V75H157V76H154V78H155ZM165 77H167V76H165ZM165 77H163V79H164ZM169 77H167V78H169ZM185 77H188V76H185ZM185 77H184V78H185ZM190 77H191V75H190ZM206 77H207V76H206ZM206 77H205V78H206ZM227 77H228V76H227ZM231 77H232V76H231ZM236 77H237V76H236ZM118 78H119V77H118ZM118 78H117V79H118ZM124 78H125V77H124ZM137 78H136V79L134 78V79L136 80V81H134V82H136V86L138 85V83L140 84V81H142V80H141V77H140V79H138L139 82H137ZM167 78H166V79H167ZM195 78H196V77H195ZM195 78H194V79H195ZM197 78H198V77H197ZM200 78H202V76H201ZM200 78H198V79H200ZM207 78H208V77H207ZM251 78H252V77H251ZM258 78H259V77H258ZM120 79H122V78H120ZM120 79H119V80H120ZM132 79H133V78H132ZM143 79H145V78H143ZM151 79H152V78H151ZM151 79H150V81H152ZM158 79H159V78H158ZM163 79H162V80H163ZM166 79H165V80H166ZM175 79H176V76H175L174 80H175ZM179 79H180V78H179ZM181 79H183V77H182ZM208 79H209V78H208ZM208 79H206L207 82H208ZM210 79H211V77H210ZM237 79H238V78H237ZM73 80H74V79H73ZM125 80H126V78H125ZM127 80H128V78H127ZM130 80H131V77H130ZM167 80H168V82H169V79H167ZM167 80L165 81V83H167ZM187 80H190V79L187 78ZM202 80H203V79H201V82H200L201 84L204 83V81L202 82ZM219 80H220V79H219ZM235 80H236V79H235ZM242 80H243V79H242ZM258 80H259V79H258ZM143 81H144V80H143ZM146 81H147V80H146ZM150 81L148 80V84L150 85V83H151V85H152V82H150ZM171 81H172V80H170V82H171ZM175 81H177V80H175ZM183 81H184V80H183ZM224 81H226V80H224ZM227 81H228V80H227ZM233 81H234V80H233ZM233 81H232V82H233ZM240 81H241V80H239V82H240ZM80 82H81V81H80ZM115 82H116V81H115ZM144 82H145V81H144ZM149 82H150V83H149ZM154 82H156V81H153V83H154ZM187 82H189V81H187ZM198 82H199V81L196 80L197 85H200V84H198ZM209 82H210V81H209ZM209 82H208V83H209ZM221 82H222V80H221ZM235 82H236V81H235ZM237 82H238V81H237ZM245 82H246V81H245ZM156 83H157V82H156ZM156 83H154V85H156ZM165 83H164V84H165ZM172 83H174V82L172 81L170 84H172ZM184 83L186 84V82H184ZM184 83H183V86H185ZM208 83H207V84H208ZM217 83H218V81H217ZM217 83H215V84H217ZM69 84H70V83H69ZM133 84H134V83L132 82L131 85L133 86ZM164 84H163V85H164ZM181 84H182V83H181ZM218 84H220V83H218ZM223 84H224V83H223ZM232 84H233V83H231V85H232ZM246 84H247V83H246ZM246 84H244V85H246ZM128 85H129V84H128ZM143 85H144V84H143ZM146 85H147V84H145V86H146ZM149 85L146 86V88L149 87ZM151 85H150V86H151ZM159 85L162 86L161 84H159ZM186 85H187V84H186ZM221 85H222V83H221ZM228 85H229V84H228ZM234 85H235V84H233V86H234ZM244 85H243V86H244ZM255 85H256V84H255ZM103 86H104V85H103ZM114 86H115V85H114ZM132 86H131V87H132ZM139 86H142V85H139ZM160 86H159V87H160ZM171 86H173V85H171ZM176 86H179V84L176 85ZM200 86H201V85H200ZM226 86H227V85H226ZM61 87H62V86H61ZM111 87H112V86H111ZM117 87H118V86H117ZM127 87H128V86H127ZM137 87H138V86H137ZM165 87H168V86L165 84ZM169 87H170V86H169ZM193 87H194V86H193ZM193 87H192V88H193ZM195 87H196V86H195ZM216 87H217V86H216ZM219 87H220V86H219ZM219 87H218V89H220ZM237 87L240 88V85L237 86ZM248 87H249V88L251 87L250 84H249ZM248 87H247V88H248ZM138 88H139V87H138ZM162 88H164V87H163V86L160 87L161 90H162ZM170 88H171V87H170ZM187 88H188V87H187ZM200 88H201V87H200ZM209 88H210V87H209ZM226 88H228V87H226ZM229 88H230V87H229ZM256 88H257V87H256ZM256 88H255V89H256ZM60 89H61V88H60ZM108 89H109V88H108ZM126 89H128V88H126ZM132 89H133V88H132ZM148 89H149V88H148ZM160 89H158V90H160ZM164 89H165V88H164ZM166 89H167V88H166ZM166 89H165V90H166ZM174 89H175V88H174ZM174 89H173V90H174ZM193 89H194V88H193ZM195 89H197V87H196ZM198 89H199V88H198ZM212 89H213V88H212ZM230 89L232 90L233 88L231 87ZM230 89H229V90H230ZM234 89H236V87H235ZM242 89H243V88H242ZM252 89H253V88L251 87V88L248 89V90H251V91H252ZM263 89H264V88H263ZM67 90H68V88H67ZM67 90H66V91H67ZM71 90H72V89H71ZM100 90H101V89H100ZM113 90H114V88H113ZM113 90H111V92H112ZM116 90H117V89H116ZM141 90H142V89H141ZM141 90H140V91H141ZM143 90H145V88H144ZM143 90H142V92H143ZM146 90H147V89H146ZM161 90H160V91H161ZM199 90H200V89H199ZM221 90H222V87H221ZM223 90H225V89H223ZM223 90H222V91H223ZM227 90H228V89H226V91H227ZM245 90H246V89H245ZM134 91H135V90H134ZM136 91H138V89H137ZM136 91H135V93H136V95L138 96L137 93H138L139 91H138V92H136ZM170 91H172V90H169V91L167 90V93H169V95H170V93L173 94V92H170ZM175 91H177V89H176ZM185 91H186V90H185ZM202 91H203V90H202ZM208 91H209V90H208ZM251 91L247 93L248 97L251 95ZM255 91H256V90H255ZM255 91H254V93H258V92H255ZM258 91L260 92L259 89H258ZM50 92H51V90H50ZM57 92H58V91H56V94H57ZM59 92H60V91H59ZM70 92H71V91H69V93H70ZM145 92H146V91H145ZM148 92H149V91H148ZM153 92H154V91H153ZM153 92L151 91V93H153ZM157 92H158V91H157ZM157 92H156V95L158 96V95H160V94L163 92V90H162L161 92H158V94H157ZM183 92H184V91H183ZM196 92H197V91H196ZM206 92H207V91H206ZM206 92H205V93H206ZM218 92H219V91H218ZM228 92H229V91H228ZM228 92H227V93H228ZM243 92H244V91H242V93H243ZM53 93H54V91H53ZM53 93H50L49 95H51V94H53ZM60 93H61V92H60ZM60 93H59V94H60ZM67 93H68V92H67ZM131 93H132V92H130V94H129V98H130V96H132V95L134 94V92H133V94H131ZM143 93H144V92H143ZM151 93H150V94H151ZM154 93H155V92H154ZM159 93H160V94H159ZM164 93H166V92H164ZM167 93L165 94V96L167 95ZM175 93H176V92H175ZM185 93H186V92H185ZM185 93H183V94H184V95H183L182 92H181L179 95H181V96L183 97V96H185ZM189 93H191V92H189ZM200 93H201V92H200ZM210 93H211V92H210ZM210 93H209V94H210ZM221 93H222V92H221ZM235 93H237V92L235 91ZM242 93H240V94H242ZM249 93H250V95H249ZM56 94H53V96H51V98L54 97ZM86 94H87V93H86ZM146 94H147V93H146ZM146 94H145V95H146ZM148 94H149V93H148ZM40 95H41V93H40ZM40 95H38V99H39V96H40ZM112 95H113V94H112ZM134 95H135V94H134ZM136 95H135V97H136ZM145 95L141 96V98L138 97V98H139V101H138V102H140V100L142 101V98H143ZM151 95H152V94H151ZM156 95L153 94L152 96L156 97ZM169 95H168V96H169ZM179 95H178V96H179ZM195 95H198V94L195 93ZM206 95H207V93H206ZM237 95H238V94H237ZM245 95H246V94H245ZM245 95H244V96H245ZM36 96H37V95H36ZM148 96H149V95H148ZM161 96H162V95H161ZM175 96H176V94H175ZM189 96H190V95H189ZM191 96H192V95H191ZM198 96H199V95H198ZM207 96H208V95H207ZM209 96H210V95H209ZM230 96H231V95H230ZM233 96H234V95H233ZM235 96H236V95H235ZM40 97H42V96H40ZM154 97H153V98H154ZM166 97H167V96H166ZM186 97H188V96H186ZM199 97H203V95H201V96H199ZM227 97H229V96H227ZM236 97H238V96H236ZM242 97H243V95H242ZM242 97H241V98H242ZM59 98H61V96H60ZM63 98L65 99V95H64ZM114 98H115V97H114ZM121 98H123V96H122ZM133 98H134V97H133ZM153 98H152V99H153ZM159 98L161 99V97H159ZM162 98H164V96H162ZM178 98L181 99V97H178ZM178 98L175 100V101L177 102V103H175V104H178V102L180 101V100H178ZM192 98L195 99L196 97H195V98L192 97ZM215 98H216V97H214V98L212 99V97H211L212 101H213ZM243 98H244V97H243ZM35 99H36V98H34V100H35ZM110 99H111V98H110ZM112 99H113V98H112ZM123 99H124V98H123ZM123 99H121V100L123 101ZM126 99H127V98H126ZM166 99H167V98H166ZM166 99H165V100H166ZM168 99L170 100V98H168ZM168 99H167V100H168ZM188 99H189V98H188ZM196 99H197V98H196ZM196 99H195V100H196ZM211 99H210V102H211ZM219 99H220V98H219ZM229 99H230V98H229ZM233 99H234V97H233ZM239 99H240V97H239ZM256 99H257V98H256ZM39 100H40V99H39ZM55 100H56V99H55ZM66 100H67V98H66ZM72 100H73V99H72ZM147 100H151V99L148 98ZM161 100H163V99H161ZM161 100H159V101L161 102ZM173 100H174V99H173ZM201 100H202V99H201ZM217 100H218V98H217ZM236 100H237V99H236ZM247 100H248V99H247ZM251 100H252V99H251ZM254 100H255V99H254ZM258 100H259V98H258ZM36 101H38V100H35V102H36ZM107 101H108V100H107ZM112 101H113V100H112ZM122 101H121V103H122ZM125 101H126V100H125ZM125 101H124V102H125ZM132 101H133V100H132V97H131V102H132ZM157 101H158V98H157L156 102H157ZM159 101H158V102H159ZM183 101H184V100L180 101V102H182V103L178 104V106L181 107V108H183V109H185V108H186V109L184 110V113H182V112L179 111L180 114L182 113V114H185V115H186L185 112H186L187 109H189L190 111L192 110V112L195 110V108H196L197 110H199L198 107H199L200 104H199L198 107H197L198 102L195 101L194 103H192V102H191V103H190V102H189V103H187V102H186V103H183ZM186 101H187V100H186ZM203 101H204V99H203ZM234 101H235V100H234ZM242 101H244V100H242ZM245 101H246V99H245ZM245 101H244V103H245ZM109 102L111 103V101H109ZM115 102L117 103V100H114V102L111 103V106L114 105L113 103H115ZM124 102H123V103H124ZM145 102H146V101H145ZM145 102H144V103H145ZM151 102H153V101H151ZM154 102H155V101H154ZM156 102H155V105H156ZM201 102H202V101H201ZM207 102L209 103V100H208ZM221 102H224V101H221ZM37 103H38V102H37ZM116 103H115V104H116ZM118 103H119V102H118ZM118 103H117V104H118ZM135 103H136V102H135ZM140 103H141V102H140ZM149 103H150V102H149ZM149 103H146L145 105H147V104H149ZM170 103H172V102H170ZM196 103H197V104H196ZM199 103H200V101H199ZM203 103H205V102H203ZM203 103H202V105H203ZM211 103H212V102H211ZM244 103H243V104H244ZM246 103H247V102H246ZM246 103H245V104H246ZM35 104H36V103H35ZM129 104H130V103H129ZM151 104H152V103H151ZM151 104H149L150 107H147V109H148V108H149V109L152 108ZM167 104H168V103H167ZM205 104L207 105V103H205ZM213 104H214V103H213ZM216 104H218L217 101H216ZM219 104H220V102H219ZM243 104H242V105H243ZM247 104H248V103H247ZM256 104H258V103H256ZM58 105H59V104H58ZM135 105H136V104H135ZM145 105H144V106H145ZM157 105H158V104H157ZM161 105H163V104H160V107H161ZM168 105H170V104H168ZM172 105H173V104H171V106H172ZM211 105H212V104H210V106H211ZM227 105H228V104H227ZM253 105H254V104H253ZM263 105H264V104H263ZM72 106H73V105H72ZM108 106H109V104H108ZM119 106H121V105L118 104V105H117V108H119ZM132 106H133V105H132ZM139 106H140V104H139ZM163 106H165V105H163ZM163 106H162V107H163ZM171 106H170L171 110H170V108H169L168 106H167V107L165 106L164 109H165V108H167V109H165L164 111H166V110L169 109V112L171 111L170 113L172 114V110H173V108H174L175 105H174L173 107H171ZM204 106H205V105H204ZM204 106H203V107H204ZM212 106H213V105H212ZM214 106H215V105H214ZM228 106H229V105H228ZM228 106H227V107H228ZM231 106H232V105H231ZM236 106H237V105H236ZM79 107H80V106H79ZM125 107H126V105H125ZM145 107H146V106H145ZM145 107H143V110H144V111H147V109H144ZM176 107H177V106H176ZM179 107H178V108H179ZM220 107H222V106H219V108H218L217 110L221 109ZM227 107H226V108H227ZM113 108L117 109L116 106H114ZM113 108H112V109H113ZM127 108H128V107H127ZM141 108H142V107H141ZM178 108H177V109H178ZM226 108H224V110H225ZM230 108H231V107H230ZM237 108H238V106H237ZM239 108H240V105H239ZM242 108H243V107H242ZM248 108H249V107H248ZM20 109H21V108H20ZM115 109H113V110H115ZM129 109H130V108H128L127 110H129ZM162 109H163V108H162ZM162 109H161V110H162ZM200 109H201V110H199V111L196 110V112L198 113V115L196 114L197 117H196V116L194 117V114L192 115V114H190V113H187L188 115H186V116L183 115V117H184V118L186 117V119H188L189 117H187V116L192 115L193 117H191L190 119H192V120H191L192 123H193V122L195 123L196 121H193V119H194V118H198V120H197V119H195V120L199 121V117H200V116H199V115H200L199 112L201 113L202 108H200ZM203 109H204V108H203ZM213 109H214V108H213ZM244 109H245V108H244ZM252 109H253V108H252ZM65 110H66V109H65ZM135 110H137V109H134V111H135ZM138 110H139V108H138ZM156 110H157V107H156ZM189 110H188V112H189ZM206 110H207V109H206ZM206 110H205V113H206ZM210 110H211V108H210ZM217 110L214 111V113H212V111H210V112H211L210 114H212V115H213V114H214V115H215V114H218V115H219V113H216V112H218ZM238 110H239V109H238ZM260 110H261V109H260ZM124 111H125V109H124ZM129 111H130V110H129ZM139 111H140V110H139ZM144 111H142V112H144ZM151 111H152V110H151ZM154 111H155V110H154ZM159 111H160V109H159L158 111H156V112H157V115L161 116L162 113H163V111H161L162 113H161V112L158 113ZM173 111H175V108H174ZM177 111H178V110H177ZM182 111H183V110H182ZM207 111H209V110H207ZM228 111H229V110H227L226 112H228ZM243 111H244V110H243ZM0 112H1V111H0ZM126 112H127V111H126ZM126 112H125V113H126ZM142 112H140V113H142ZM152 112H153V111H152ZM179 112H178V113H179ZM202 112H203L202 114L204 115V110H203ZM219 112H221V111H219ZM222 112H224L223 109H222ZM222 112H221V113H222ZM229 112H230V111H229ZM239 112H240V111H239ZM144 113H145V112H144ZM167 113H168V112H167ZM170 113H169V114H170ZM173 113H175V112H173ZM178 113H177V114H178ZM221 113H220V115H221ZM237 113H238V111H237ZM243 113H244V112H242L241 115H242ZM2 114H3V113H2ZM2 114H1V116H2ZM37 114H38V113H37ZM123 114H124V113H123ZM127 114H128V113H127ZM154 114L156 115V113H154ZM154 114H153V115H154ZM160 114H161V115H160ZM164 114H165L164 117L167 116V115H166V112H165ZM169 114H168V116H170L169 118H170V120L172 121V119H173V117L176 115V113L173 114L172 116L169 115ZM224 114H225V112L223 113V115H224ZM228 114H229V113H228ZM238 114H239V113H238ZM247 114L250 115V113L247 112V110H246L245 115H247ZM253 114H254V113H253ZM253 114H251L252 117H253ZM41 115H42V114H41ZM101 115H102V114H101ZM112 115H113V114H112ZM116 115H117V114H115L114 116H116ZM133 115H134V114H133ZM138 115H139V114H138ZM148 115H150V114H148ZM206 115H207V117H206V119H207V118H208V114L206 113ZM214 115H213V117H214ZM223 115H221V116H219V117H220V118H224L225 116L223 117ZM225 115H226V114H225ZM229 115H230V114H229ZM235 115H237V114H235ZM245 115H244V117H245ZM251 115H250V116H251ZM254 115H256V114H254ZM134 116H137V115H134ZM141 116H143L144 118H147V115L144 116V115L141 114ZM176 116H177V115H176ZM176 116H175V118H177L178 116L180 117L181 115H178L177 117H176ZM204 116H205V115H204ZM204 116H201V117H200V118H203V119H202V120H203L202 123L205 121ZM210 116H211V115H210ZM210 116H209V118H211ZM239 116H240V115H239ZM239 116H238V117H239ZM256 116H257V115H256ZM256 116H254V117H256ZM260 116H261V115H260ZM41 117H42V116H41ZM130 117H131V116H130ZM152 117H153V118H152ZM152 117H151L152 119H155V118H154L155 116H152ZM161 117H162V116H161ZM164 117H162V118H164ZM171 117H172V119H171ZM179 117L176 119V121H177L178 119L180 120ZM231 117H232V116H231ZM238 117H237V118L235 117L236 119H233V118H234V116H233L231 119H233V120L236 121V120L238 119ZM50 118H51V117H49L48 119H50ZM76 118H78V116H76ZM131 118H132V117H131ZM141 118H142V117H141ZM141 118H139V119H140L139 121H141ZM151 118H150V119H151ZM159 118H160V117H159ZM184 118H183V119H184ZM214 118H215V117H214ZM214 118H212V119H214ZM227 118H228V117H226V119H227ZM229 118H230V117H229ZM239 118H240V117H239ZM150 119H149V120H150ZM166 119H168V117H167ZM166 119H165V121H166V123H167L169 120H166ZM186 119H184V120H186ZM212 119H210V120H212ZM33 120H34V119H33ZM110 120H111V119H109V121H110ZM113 120H114V119H112V121H113ZM115 120H116V119H115ZM129 120H130V119H129ZM129 120L127 119V121H128L127 123H129ZM149 120H148V123H149ZM161 120H163V119H161ZM161 120H160V121H161ZM179 120H178V121H179ZM181 120H182V119H181ZM184 120H182V121L184 122V124H186V122L190 121L189 119H188V121H186V122H185ZM215 120H216V118H215ZM215 120H214V121H215ZM224 120H225V119H224ZM224 120H223V121H224ZM227 120H228V119H227ZM233 120H232V121H233ZM243 120H244V119H243ZM246 120H247V119H245L243 122L240 121V125L242 124V125L244 126L243 123L246 122ZM256 120H257V118H256ZM256 120H255V118H254V122H255ZM5 121H6V120H4V122H5ZM51 121H52V120H51ZM64 121H65V120H64ZM112 121H110V122L112 123ZM117 121H118V120H117ZM131 121H133V120H131ZM142 121H143V119H142ZM142 121H141V122H142ZM144 121H145V120H144ZM144 121H143V122H144ZM150 121H151V120H150ZM152 121H153V120H152ZM154 121H156V120H154ZM154 121H153V122H154ZM157 121H158V120H157ZM160 121H159V122H160ZM171 121H169L168 124H169L170 126L173 125L172 128H174V125H175V124H172ZM173 121H174V120H173ZM206 121H207V120H206ZM206 121H205V122H206ZM208 121H209V120H208ZM235 121H234V122H235ZM250 121L252 122L253 120H250ZM250 121H249V122H250ZM10 122H11V121H10ZM61 122H62V121H61ZM79 122H81V120H80ZM159 122H157V124H158ZM161 122H162V121H161ZM163 122H164V120H163ZM179 122H180V121H179ZM179 122H178V123H179ZM183 122L180 123V125L183 124ZM199 122L201 123V120H200ZM209 122H210V121H209ZM212 122H213V121H212ZM216 122H220V121H218V119H217ZM241 122H242V123H241ZM249 122H248V123H249ZM27 123H28V122H27ZM27 123H26V124H27ZM31 123H32V122H31ZM37 123H38V122H37ZM43 123H45V122H43ZM62 123H63V122H62ZM114 123H115V122H114ZM133 123H134V122H133ZM148 123H147V124H148ZM170 123H171V124H170ZM174 123L177 124V122H175V121H174ZM192 123H191V124H192ZM196 123H198V122H196ZM196 123H195V124H196ZM221 123H222V120H221ZM225 123H226V122H225ZM229 123H230V122H229ZM248 123H247V124H248ZM0 124H1V123H0ZM21 124H22V122H21ZM24 124H25V123H24ZM34 124H35V122H34ZM39 124H40V122H39L36 126H38ZM64 124H65V123H64ZM137 124H138V123H137ZM143 124H145V123H143ZM159 124H160V123H159ZM164 124H165V123H164ZM217 124H218V123H217ZM232 124H233V123H232ZM10 125H11V123H10ZM17 125H19V123H17ZM29 125H30V124H29ZM44 125H45V124H44ZM59 125H61V124H59ZM105 125H106V124H105ZM124 125H126V124H124ZM140 125H141V124H140ZM148 125H149V124H148ZM150 125H152V124H150ZM161 125H163V124H161ZM178 125H179V124H178ZM186 125H187V124H186ZM188 125H189V124H188ZM203 125H204V123H203ZM203 125H202V127H203ZM237 125L239 126L238 123H237ZM237 125H236V126H237ZM34 126H35V125H34ZM40 126H41V125H39L38 127H40ZM92 126H93V125H92ZM129 126H130V124H129ZM129 126L126 125L127 128H128ZM131 126H132V125H131ZM144 126H145V125H144ZM152 126L154 127V125H152ZM155 126H156V125H155ZM193 126H195V125H192V127H193ZM204 126H205V125H204ZM206 126H207V125H206ZM209 126L212 127V125H209ZM213 126H214V125H213ZM216 126L218 127L219 125H216V124H215L214 127L216 128ZM222 126H223V124H222ZM222 126H221V127H222ZM231 126H232V125H231ZM243 126H242V128H243ZM17 127H18V126H17ZM22 127H24V126H22ZM22 127H21V128H22ZM28 127H29V126H28ZM66 127H67V126H66ZM162 127H163V126H162ZM167 127H168V125H167ZM182 127H185V126H182V125H181V129H182V131H185V130H186V133L184 132V133H185L184 135L181 134V135H183L182 137L180 136V134H178L181 138H183L185 135H187V133L190 131V129H189V130L186 129V128H188L187 126H186L185 130H183ZM200 127H201V125H200ZM210 127H207L205 130H202L203 128H202V129L200 128V130H199L198 127H197V129L200 131V132H199L200 134H201V130H202V131H205V132H202V134H203V133L206 134L207 131H208L207 129L210 128ZM234 127H235V126H234ZM244 127H245V126H244ZM9 128H11V126H10ZM19 128H20V127H19ZM74 128H75V127H74ZM114 128H115V127H114ZM114 128H113V129H114ZM142 128H143V126H142ZM144 128H145V127H144ZM144 128H143V129H144ZM157 128H158V127H157ZM159 128L161 129V126H160ZM169 128H170V127H169ZM178 128H179V131H180V130H181V129H180V126H179ZM178 128L176 127L177 130H178ZM190 128H191V127H190ZM218 128H219V127H218ZM218 128H216L215 131H214V130L212 131V129H213V127H212L211 130L209 129V131H208L207 134H209V132L212 131L210 134H213V135L215 134L214 136L217 135L216 137H219V136H220V139H219V138H218V139L220 140V142L223 143V141L225 140V139L222 138L223 135H225V132H227L228 130H232V129H230V128L227 127V126H226V127H225V126L222 127V128H225L226 130H227V128H229V129H228L227 131L225 130V132L222 131L224 134L221 136V135H220V134L222 133L221 130H223V129L219 128V129H220V130H219ZM235 128H239V127H235ZM242 128H239V129H242ZM4 129H5V128H4ZM14 129H15V131L18 130V129H16L15 127H14ZM93 129H95V127H94ZM93 129H92V130H93ZM113 129H111V130H113ZM120 129H121V127H120ZM125 129H126V128H125ZM131 129H132V128H131ZM143 129H142V130H143ZM149 129H151V128H147V129H145V130H147V131H145V130H144V131H145L148 135H149V133L153 134V131H154L155 129H154V130H152V129L149 130ZM160 129L158 130L159 132L161 131ZM163 129H164V127H163ZM165 129H166V125H165ZM165 129H164V130H165ZM174 129H175V128H174ZM20 130H21V129H20ZM29 130H30V129H29ZM66 130H67V129H66ZM72 130H73V129H72ZM96 130H98V129L96 128ZM99 130H100V129H99ZM115 130H116V132H117V129H115ZM126 130H127V129H126ZM136 130L138 131V129H136ZM136 130H135V131H136ZM142 130H141V132H142ZM148 130L151 131V132L148 133ZM168 130H169L168 132H170V129H168ZM187 130H188V132H187ZM27 131H28V130H27ZM32 131H33V130H32ZM32 131H31V132H32ZM62 131H63V130H62ZM144 131H143V132H144ZM156 131H157V130L154 131L155 134H156ZM182 131H181V132H182ZM216 131H219L220 133L218 134V133H216ZM236 131H237V129H236ZM25 132H26V131H25ZM25 132L22 133V134L25 135V138H22V139H26V138L28 139L29 137H30V139H32V137H35V136H34L35 134H33V132H32V134H33L32 137H31V135L26 137V135H28L29 133L26 132V133H27V134H26ZM28 132H30V131H28ZM31 132H30V133H31ZM68 132H69V130H68ZM92 132H95V130H93ZM130 132H131V131H130ZM164 132H165V131H163L164 137H166V136L168 135V139L170 140V137H169V136H172V135H170V133H169V134L166 133L167 130H166V132H165L166 134H165ZM171 132H172V134L174 135V137H172V138H173V139L176 138L175 136H177V135H175V134H176L177 132L175 131V133H174V130H173V129H172ZM213 132H215V133H213ZM17 133H18V131H17ZM35 133H36V132H35ZM112 133H114V132H112ZM136 133H137V132H136ZM157 133H158V132H157ZM178 133H180V132H178ZM189 133H190V132H189ZM196 133H197V131L195 132V135H196ZM199 133H197V135L199 136L198 138L200 139L199 141H197L198 143H197L196 141H194V140L196 139V138L194 139V136H195V135H193V137H191V138L189 137V134H188L187 136L190 138V140L193 139V142H195L196 144H199V142L201 141V142H200L201 145H202L201 147L204 146L203 148L200 147V148H201V151H200V149L198 148L199 151H200L199 153L201 154V152H203L202 149H204L205 146L208 147L209 144H208V143H205V145H203V143H204V137H205V136L203 137V139H201L200 136H201L202 134L200 135ZM227 133H228V132H227ZM227 133H226V135H227ZM232 133H233V132L230 131V132H229V135L232 134ZM11 134H12V132H11ZM20 134H21V133H20ZM92 134H94V133H92ZM137 134H138V133H137ZM140 134H141V133H140ZM147 134L144 133L143 135H145V136L147 137V136H148ZM151 134H150L149 136H151ZM158 134H159V133H158ZM158 134H156V135L162 137V136H161L162 133H161L160 135H158ZM205 134H203V135H205ZM233 134H234V136H235V135H238V132H235V133H233ZM2 135H3V134H2ZM6 135H7V134H6ZM94 135H95V134H94ZM99 135H100V133H99ZM107 135H109V137H110V136H113V134H112V135L107 134ZM143 135H142V138H145V137H143ZM156 135H155V136L153 135V137H156ZM197 135H196V136H197ZM203 135H202V136H203ZM213 135H212V137H214ZM229 135H227V136L229 137ZM20 136H21V135H20ZM36 136H37V133H36ZM64 136H65V135H64ZM125 136H126V135H125ZM125 136H124V137H125ZM134 136H136V134L133 135L132 138H133ZM149 136H148V137H149ZM179 136H177L178 138H176V139L179 140V138H180ZM227 136H224V137L227 138ZM234 136H233V138H235ZM0 137H1V136H0ZM2 137H3V136H2ZM4 137H5V138H0V152L3 151V150H4V146H5L7 143L9 144L10 140L13 139V137L10 138L9 135H8V136H5V135H4ZM91 137H92V136H91ZM102 137H103V136H102ZM104 137H105V135H104ZM113 137H114V136H113ZM128 137H129V136H128ZM151 137H152V136H151ZM188 137H187V138H186V137L183 138L184 141L187 142V144H189V143H188V142H189ZM209 137H210V136H209ZM209 137H205V139L207 138L208 141H209V143L212 144V145L215 143L214 145L216 146V145L218 144V143L216 144V141L219 142V140H218L217 138H216V140H209ZM212 137H211V138H212ZM230 137H232V136L230 135ZM35 138H36V137H35ZM35 138H34V139H35ZM58 138H59V136H58ZM58 138H57V139H58ZM97 138H98V137H97ZM106 138H108V136H107ZM111 138H112V137H111ZM130 138H131V137H129V139H130ZM132 138H131V139H132ZM221 138L223 139L222 141H221ZM233 138H232V139H233ZM236 138H237V137H236ZM104 139H105V138H104ZM108 139H109V138H108ZM121 139H122V138H121ZM125 139H126V137H125ZM127 139H128V138H127ZM152 139L154 140V138H152ZM158 139H160V138H158ZM162 139H163V137H162ZM162 139H161V143H160V140L157 141V139H155V140L157 141V145H154L155 148H156L157 146H159L158 144H163V142H164V144H163L164 146H161V147H162V148H163V147L165 148V146H166L167 144H165V138L163 139V140H164L163 142H162ZM166 139H167V137H166ZM168 139H167L166 141H169ZM183 139H182V140H183ZM185 139H186V140H185ZM187 139H188V140H187ZM207 139H206V140H207ZM212 139H213V138H212ZM214 139H215V137H214ZM227 139H228V138H227ZM229 139H231V138H229ZM229 139L224 141V142H226V143H223V144H224V145H222V148H223V149H224L223 146L227 145L228 141H230ZM232 139H231V141H232ZM96 140H97V139H96ZM106 140H107V139H106ZM123 140H124V139H123ZM123 140H122V141H123ZM142 140H143L142 142L144 143V139H142ZM147 140H148V139H147ZM153 140H152V141H153ZM180 140H181V139H180ZM182 140H181V141H182ZM196 140H198V139H196ZM206 140H205V142H206ZM250 140H251V139H250ZM28 141L31 142L32 140H28ZM56 141H57V140H56ZM104 141H105V140H104ZM108 141H110V139H109ZM122 141H121V142H122ZM127 141H128V140H127ZM136 141H139V139L136 140ZM145 141H146V140H145ZM156 141L153 142V143L156 144ZM174 141H176V140L174 139ZM174 141H173V140L171 141V142L173 143V145H174ZM202 141H203V143H202ZM211 141H212V143H211ZM213 141H214V143H213ZM231 141H230L229 143H231ZM234 141H235V140H234ZM11 142H13V140H12ZM40 142H41V140H40L38 143L36 142L37 144L34 142L35 146L38 145V144H40ZM47 142H48V141H47ZM102 142H103V141H102ZM105 142H106V141H105ZM111 142H114V141L112 140ZM111 142H110V143H111ZM133 142H134V141H133ZM142 142H141V140H140L139 144H141ZM149 142H150V141H149ZM149 142H148V143H149ZM158 142H159V143H158ZM178 142H179V141H178ZM220 142H219V143H220ZM235 142H236V141H235ZM13 143H14V142H13ZM19 143H20V142H19ZM19 143H18V144H19ZM32 143H33V142H32ZM134 143H135V142H134ZM134 143H133V145H134ZM145 143H147V141H146ZM145 143H144V144H145ZM148 143H147V145H149V146H147V148H149V147H152V148H153V147H154V146L152 145L151 142H150L149 144H148ZM169 143H170V141H169ZM180 143H181V142H180ZM182 143H183V141H182ZM191 143H192V142L190 141V144H191ZM14 144H15V143H14ZM34 144H32V146H34ZM41 144H43V143H41ZM52 144H53V142H52ZM108 144H109V142H108ZM118 144H120V143H118ZM150 144H151V145H150ZM170 144H171V143H170ZM170 144H168V145H170ZM175 144L177 145V143H175ZM190 144H189V146H191ZM193 144H194V143H192V145H193ZM196 144H195V145H196ZM206 144H207V145H206ZM9 145H10V144H9ZM29 145H30V143H29ZM100 145H101V144H100ZM131 145H132V144H131ZM176 145H174L173 147L175 148ZM182 145H183V144H182ZM199 145H200V144H199ZM199 145H198V146H199ZM212 145L209 146L208 149H209L210 147L212 148V147H213ZM219 145H220V144H219ZM219 145H218V146H219ZM228 145H229V144H228ZM7 146H8V145H7ZM10 146H11V145H10ZM12 146H13V145H12ZM12 146H11V147H12ZM32 146H30V148H32L33 152L36 151V150L38 149L37 147H34V148H36V150H35ZM38 146H39V145H38ZM48 146H50V144H49ZM105 146H106V145H105ZM108 146H109V145H108ZM126 146H127V148L129 149V147H128L129 145H126ZM136 146H138V145L136 144ZM184 146H185V145H184ZM184 146H183V147H178L177 149L179 150V148H181V149L183 148V151H184V149L186 148L187 145L185 146V148H184ZM193 146H194V145H193ZM193 146H192V147H193ZM198 146H197V145L194 146L195 149H196V147H198ZM8 147H9V146H8ZM39 147H40V146H39ZM45 147H46V146H45ZM56 147H57V146H56ZM114 147H115V146H114ZM130 147H131V149H133V146H130ZM141 147H146V144H145V146H141V145H140V148H141ZM161 147H160V148H161ZM168 147H170V146H167V148H168ZM173 147H172V149H174ZM194 147H193V148H194ZM225 147H226V146H225ZM227 147H229V146H227ZM9 148H10V147H9ZM124 148H125V147H124ZM134 148H135V146H134ZM140 148H138V149L135 148V149H136V150H139ZM155 148H154V151L158 149V148H156V149H155ZM190 148H191V147H190ZM214 148H215V147H214ZM217 148H218V147L216 146V149H217ZM220 148H221V147H220ZM220 148H219V149H220ZM42 149H43V151H42L41 153H46V154H47V153L50 152V150L48 149V150H49V151H48L47 148H42ZM119 149H120V148H119ZM128 149H127V150H128ZM181 149H180L181 154H180V152H179L180 155H179L178 153H176V154L179 155V156H177V159H178L179 157H181V158H182V161H180V159L175 160L176 158H175L174 156H172V157L175 158V159H174L175 162H176V161L183 162V161H185V158H186V156H185V158H184V155H185V154H186V155H189V154H190L189 156H192V155H193V157H194L195 152H197L195 149H194L195 152H192L193 150L190 149L191 152H192V153H191L190 150H189V148L187 147L188 151L190 152V153L188 152L189 154H187L186 151H185V152H182ZM226 149H227V148H226ZM229 149H230V148H229ZM39 150H41V149L39 148L37 151H39ZM46 150H47L48 152H45ZM106 150H107V149H106ZM117 150H118V148L115 149L116 152H118ZM125 150H126V149H125ZM129 150H130V149H129ZM136 150H135V152L137 153ZM144 150H145V149H144ZM161 150H162V149H161ZM163 150H164V149H163ZM167 150H168V149H167ZM170 150H171V149H170ZM204 150H206V148H205ZM213 150H214V149H213ZM217 150H218V149H217ZM119 151H120V150H119ZM123 151H124V150H122V152H123ZM142 151H143V149H142ZM142 151H140V153H143V152H144V151H143V152H142ZM173 151H176V150L174 149ZM255 151H256V150H255ZM105 152H106V151H105ZM109 152H110V151H109ZM122 152H121V153H122ZM127 152H128V154H129V151H127ZM132 152H133V151H132ZM145 152H146V151H145ZM149 152L152 153V151H149ZM158 152H161V151L158 150ZM204 152H205V151H204ZM223 152H224V151H223ZM253 152H254V150H253ZM7 153H8V152H7ZM11 153L14 154L15 152H11ZM50 153L52 154V152H50ZM70 153H72V152H70ZM98 153H100V152L98 151ZM118 153H119V152H118ZM136 153H134V154H136ZM138 153H139V151H138ZM140 153H139V154H140ZM156 153H157V151H156ZM166 153H167V152H166ZM173 153H174V152H173ZM184 153H185V154H184ZM254 153H256V152H254ZM13 154H12V155H13ZM31 154H32V151H31ZM46 154H44V155H46ZM132 154H133V153H131L130 156H131ZM143 154H144V153H143ZM153 154H155V153H153ZM162 154H163V153H162ZM168 154H169V153H168ZM168 154H167V155H168ZM182 154H183V157H182ZM197 154H198V153H197ZM197 154H196V155H197ZM209 154H210V153H209ZM209 154H208V155H209ZM226 154H227V152H226ZM230 154H231V153L229 152V155H230ZM248 154H249V153H248ZM252 154H253V153H252ZM8 155H9V154H8ZM33 155H34V153H33ZM36 155H37L36 158H38L39 155H38V154H36ZM36 155H35V156H36ZM41 155H42V154H41ZM55 155H56V154H55ZM113 155H114V154H113ZM123 155H124V157H125V154H124V153H123ZM174 155H175V154H174ZM224 155H225V154H224ZM227 155H228V154H227ZM227 155L224 156L225 158L223 157V158H224V161H225L226 158H228V157H226ZM232 155L234 156V153H233ZM232 155L229 156V157L232 158ZM2 156H3V155H2ZM22 156H23V154H22ZM35 156H34V157H35ZM50 156H51V155H50ZM71 156H73V155H71ZM115 156H116V154H115ZM149 156H150V155H149ZM154 156H155V155H154ZM154 156H153V157H154ZM199 156H202V155H199ZM199 156H198V157H199ZM11 157L14 159V156H11ZM11 157H10V159H11ZM16 157H17V156H16ZM31 157H32V155H31ZM47 157H48V156H47ZM100 157H101V156H100ZM100 157H99V158H100ZM124 157H122V158H124ZM126 157H127V156H126ZM140 157H141V156H140ZM140 157H137V158H135V159L137 160V159L140 158ZM150 157H152V156H150ZM155 157H156V156H155ZM165 157H166V156H165ZM202 157H204V156H202ZM235 157H236V156H235ZM251 157H252V156H251ZM261 157H262V156H261ZM28 158H30V156H28ZM36 158H34V159H36ZM41 158H42V157H41ZM51 158H52V157H51ZM56 158H57V155H56ZM71 158H72V157H71ZM89 158H90V157H89ZM111 158H112V160H113V157H111ZM114 158H115V157H114ZM129 158H130V157H129ZM129 158H128V159H129ZM142 158H143V157H142ZM144 158H145V157H144ZM183 158H184V160H183ZM187 158H189V157H187ZM231 158H230V160H234V158H232V159H231ZM263 158H264V157H263ZM13 159H12L11 162L14 161ZM42 159H43V158H42ZM46 159H47V158H46ZM52 159H53V158H52ZM58 159H59V157H58ZM115 159H116V158H115ZM135 159H133V162L135 161ZM147 159H148V158H147ZM150 159H151V158H150ZM189 159H190V158H189ZM191 159H192V157H191ZM191 159H190V161H191ZM193 159H194V158H193ZM202 159H203V158H202ZM205 159H206V158H205ZM250 159H253V158H249V160H250ZM254 159H255V157H254ZM16 160H17V159H16ZM76 160H77V159H76ZM98 160H99V159H98ZM106 160H107V159H106ZM109 160H110V159H109ZM123 160H124V159H123ZM123 160H122V161H123ZM171 160H172V159H171ZM195 160H197V159H195ZM195 160H194V161H195ZM230 160H229V161H230ZM6 161H7V160H6ZM114 161H116V160H114ZM125 161L128 162V160H125ZM131 161H132V160H131ZM131 161H129V162H131ZM145 161H146V160H145ZM147 161H148V160H147ZM150 161H151V160H150ZM186 161L188 162V160H186ZM197 161L199 162V160H197ZM217 161H219V160H217ZM221 161H222V159H221ZM221 161H220V162H221ZM226 161H228V160H226ZM226 161H225V164H226ZM229 161H228V162H229ZM241 161H242V160H241ZM253 161H255V160H252L251 163H255V162H253ZM8 162H9V161H8ZM32 162H33V161H32ZM47 162H48V160H47ZM57 162H58V161H57ZM60 162H61V161H60ZM60 162H59V163H60ZM75 162H76V161H75ZM75 162H73V163L75 164ZM94 162H95V161H94ZM101 162L103 163V161H101ZM129 162H128V164L126 163V165H127L126 167H129V166H128V165H129ZM133 162H132V163H133ZM153 162H154V161H153ZM165 162H166V161H165ZM165 162H164V164L167 165ZM172 162H174V161H172ZM222 162H223V161H222ZM222 162H221V163H222ZM228 162H227V166H228ZM238 162H240V160H239ZM262 162H263V161H262ZM28 163H30V162H28ZM28 163H27V164H28ZM76 163H77V162H76ZM102 163H101V164H102ZM140 163H142V162H140ZM145 163H146V162H145ZM155 163H156V162H155ZM161 163H162V162H161ZM170 163H171V161H170ZM199 163H202V161L199 162ZM208 163H209V161H208ZM210 163H211V162H210ZM230 163H233V162L230 161ZM13 164H14V163H13ZM23 164H24V162H23ZM74 164H73V165H74ZM124 164H125V163H124ZM138 164H139V163H138ZM143 164H144V163H143ZM151 164H152V163H150V166H151ZM153 164H154V163H153ZM153 164H152V165H153ZM188 164H189V163H188ZM197 164H198V163H197ZM205 164H206V166L209 165V164H207V163H205ZM242 164H243V163H242ZM244 164H245V163H244ZM244 164H243V166H244L243 168L245 169V167H246L245 165H246V164H245V165H244ZM9 165H10V164H9ZM20 165H21V164H20ZM38 165H39V164H38ZM98 165H99V163L97 164V162H96V166H98ZM130 165H131V164H130ZM165 165H164V166H165ZM168 165H169V163H168ZM195 165H196V164H195ZM195 165H193V166H195ZM202 165H203V164H202ZM213 165H214V161H213ZM213 165H211V168H212ZM229 165H230V164H229ZM233 165H234V164H233ZM256 165H257V164H256ZM258 165H259V161H258ZM140 166H141V165H140ZM153 166H155V165H153ZM172 166H173V165H172ZM186 166L188 167L189 165H186ZM200 166H201V164H200ZM206 166H205V167H206ZM217 166H218V165H217ZM224 166H225V165H224ZM224 166H222V167H224ZM227 166H226V167H227ZM259 166H260V165H259ZM37 167H38V166H37ZM98 167H99V166H98ZM124 167H125V166H124ZM124 167H123V168H124ZM143 167H144V166H143ZM159 167H160V166H159ZM159 167H158V168H159ZM165 167H166V166H165ZM167 167H169V166H167ZM190 167H191V166H190ZM202 167H203V166H202ZM208 167L210 168V166H207V168H206L207 171H208ZM228 167H229V166H228ZM232 167H233V166H232ZM238 167H239V165H238ZM252 167H253V166H252ZM18 168H19V167H18ZM22 168H23V167H22ZM123 168L121 169V171H124ZM147 168H148V167H147ZM147 168L145 167V169H147ZM151 168H152V167H151ZM153 168H154V167H153ZM173 168H175V167H173ZM195 168H196V167H195ZM200 168H201V167H200ZM200 168H197V169H198V170H202L201 173L206 174V173L204 172L205 170L203 171V169H202V168L200 169ZM213 168H214V170H215V168H216L215 165H214ZM219 168H220V167H219ZM224 168H225V167H224ZM230 168H231V166H230ZM253 168L256 169L257 167H253ZM32 169H33V168H32ZM137 169H138V168H137ZM145 169H144V170H145ZM148 169H149V168H148ZM148 169H147V172L150 170V169H149V170H148ZM204 169H205V168H204ZM119 170H120V169H119ZM125 170L127 171V168H126ZM187 170H188V168H187ZM198 170L194 171V169H192L191 171L197 172ZM210 170H211V169H210ZM216 170H217V169H216ZM218 170H219V169H218ZM229 170H231V169H229ZM232 170H233V169H232ZM235 170H236V167H235ZM238 170H239V169H238ZM238 170H236V171H238ZM240 170H241V169H240ZM240 170H239L238 172H241L243 169H242L241 171H240ZM245 170H246V169H245ZM245 170L242 171V175L245 174V173L243 174V172H244ZM5 171H6V167H4V160H3V158H0V200H1V199L3 200L2 196H1V191L3 190V187H4V180H5V177H6V175H5L6 172H5ZM29 171H30V170H29ZM107 171H108V170H107ZM145 171H146V170H145ZM145 171H144V172H145ZM191 171H190V172H191ZM222 171H223V170H221V171H219V172H222ZM233 171H234V170H233ZM236 171H235V172H236ZM30 172H31V171H30ZM33 172H34V171H33ZM109 172H110V171H109ZM129 172H130V171H128V173H127V174H128V177H130L129 175L132 174L131 172H130V173H129ZM144 172H142L141 174L143 175ZM216 172H217V171H215V173H216ZM10 173H11V172H10ZM19 173H20V171H19ZM58 173H59V172H58ZM63 173H64V172H63ZM117 173H118V172H117ZM120 173H121V172H120ZM122 173H124V172H122ZM171 173H172V172H171ZM174 173H175V172H174ZM177 173H178V172H177ZM192 173H193V172H192ZM198 173H199V171L197 172V175H198ZM211 173H213V172H211ZM229 173H230V172H229ZM229 173H227V174L229 175V177H231V175H230ZM255 173H256V172H255ZM33 174H34V173H33ZM125 174H126V173H125ZM127 174H126V175H127ZM175 174H176V173H175ZM194 174H195V173H194ZM194 174H193V175H194ZM207 174H208V173H207ZM221 174H222V173H221ZM231 174H232V172H231ZM234 174H235V173H234ZM237 174H238V173H237ZM237 174H236V176H235L234 179H236V177L238 176ZM24 175H25V174H24ZM100 175H101V174H100ZM106 175H107V174H106ZM111 175L113 176V174H111ZM121 175H122V174H121ZM121 175H120V176H121ZM148 175H149V174H148ZM189 175H190V174H189ZM191 175H192V174H191ZM211 175H212V174H211ZM211 175H209V176H211ZM19 176H20V174H19ZM26 176H31V175H26ZM57 176H58V175H57ZM115 176H116V173H115ZM118 176H119V175H118ZM124 176H125V175H124ZM133 176H134V175H133ZM138 176H140V175H138ZM186 176H187V175H186ZM206 176H207V175H206ZM212 176H214V173H213ZM21 177H22V176H21ZM21 177H20V178H21ZM94 177H95V176H94ZM104 177H105V176H104ZM121 177H122V176H121ZM146 177H147V176H146ZM162 177H163V176H162ZM162 177H161V178H162ZM196 177H197V176H196ZM14 178H15V177H14ZM90 178H91V177H90ZM96 178H97V176H96ZM98 178H99V177H98ZM113 178H114V176H113ZM118 178H119V177H118ZM118 178L114 179V180H116V183L119 182V181H117ZM130 178L132 179V177H130ZM130 178H129V180H131ZM161 178H160V179H161ZM166 178H167V177H166ZM189 178H190V177H189ZM194 178H195V176H194ZM203 178H205V177L203 176V177L201 178V180L204 181L205 179H203ZM212 178H215V177H211V179H212ZM107 179H108V175H107L106 178H103V180H107ZM123 179H124V178H123ZM138 179H139V178H138ZM155 179H157V178H155ZM181 179H184V180L186 179V180H187V179H188V176L185 177V178L183 177V178H181ZM181 179H180V180H181ZM192 179H193V176H192ZM207 179H208V178H207ZM227 179H228V178H227ZM227 179H226V182H224V180H223V182L221 181L220 184L228 185V183L230 182V181H229L230 179H228V182H227ZM234 179H233V180H234ZM8 180H9V179H8ZM14 180H15V179H14ZM23 180H24V179H23ZM95 180H96V179H95ZM99 180H100V179H99ZM180 180H177V181H180ZM18 181H19V180H18ZM67 181H68V180H67ZM80 181H81V180H80ZM112 181H113V180H112ZM112 181H111V182H112ZM120 181H121V180H120ZM137 181H138V180H137ZM156 181H157V180H156ZM161 181H162V180H161ZM165 181H166V180H165ZM177 181L173 183L174 185H175V183H176L175 186H177V183H178ZM181 181H182V180H181ZM194 181H195V180H194ZM194 181H193V183H194ZM236 181H237V179L235 180V182H236ZM240 181H241V180H240ZM33 182H34V181H33ZM70 182H71V180H70ZM70 182H69V183H70ZM122 182H124V181H122ZM126 182H130V181H128V179H127ZM126 182H125V183H126ZM131 182H132V181H131ZM140 182H141V179H140ZM140 182H139V183H140ZM183 182H185V181H182L180 184H183ZM9 183H12V181H10ZM9 183H7V185H9ZM114 183H115V182H114ZM167 183H168V182H167ZM186 183H187V181H186ZM188 183H189V182H188ZM236 183H237V182H236ZM143 184H144V182H143ZM184 184H185V183H184ZM197 184L199 185V183H197ZM200 184H201V183H200ZM205 184H206V183H205ZM211 184H212V182H211L209 185H211ZM24 185H25L24 183L21 184L22 187H24ZM102 185H103V184H102ZM108 185H110V184H108ZM129 185H130V184H129ZM138 185H139V184H138ZM146 185H147V184H146ZM218 185H219V184H218ZM233 185H234V184H233ZM103 186H105V185H103ZM111 186H112V184H111ZM127 186H128V185H127ZM154 186H155V185H154ZM159 186H160V185H159ZM181 186H182V185H181ZM181 186H180V189H181ZM201 186H202V185H201ZM204 186H205V185H204ZM6 187H7V186H6ZM35 187H36V186H35ZM108 187H109V186H108ZM122 187H123V186H122ZM202 187H203V186H202ZM202 187H201V188L199 187L198 190L203 189ZM207 187H208V186H207ZM207 187H206V188H207ZM222 187H224V186L222 185ZM226 187H227V186H226ZM228 187H229V186H228ZM231 187H233V186H231ZM235 187H237V185H236ZM85 188H86V187H85ZM110 188H111V187H110ZM110 188H109V190H110ZM112 188H113V187H112ZM114 188H115V187H114ZM123 188H124V187H123ZM128 188H129V187H128ZM137 188H138V187H137ZM152 188H153V187H152ZM168 188H169V187H168ZM172 188H174V186H173ZM172 188H171V189H172ZM176 188L179 189V186H177ZM209 188H210V187H209ZM219 188L222 189L220 186H219ZM233 188H234V187H233ZM53 189H54V188H53ZM211 189L214 190V188H211ZM211 189L207 190V189H205V187H204V190H206V191H208V192H209ZM220 189H219V190H220ZM224 189H226L225 191H227L228 188H223V190H224ZM50 190H51V188H50ZM98 190H99V189H98ZM117 190H118V187H117ZM127 190H129V189H127ZM138 190H139V189H138ZM169 190H170V189H169ZM174 190H175V189H174ZM198 190H197V191H198ZM223 190H222V191H223ZM42 191H43V190H42ZM44 191H46V189H44ZM78 191H79L80 193H79ZM83 191H84V192H83ZM114 191H115V190H114ZM119 191H121V188H120V190H118V192H119ZM122 191L124 192V189H123ZM129 191H130V190H129ZM167 191H168V190H167ZM170 191H171V190H170ZM182 191H183V190H182ZM186 191H187V190H186ZM46 192L48 193V191H46ZM54 192H56V190H55ZM58 192H59V191H58ZM82 192H83V193H82ZM82 192H81V190H77V193H78L79 195H80V194H83V195L85 194V195H86V193H85L86 191H85V190H82ZM92 192H93V191H92ZM172 192H173V191H172ZM217 192H219V191H217ZM11 193H12V192H11ZM67 193H68V192H67ZM87 193H88V192H87ZM98 193H99V192H98ZM115 193H116V192H115ZM119 193H120V192H119ZM128 193H129V192H128ZM132 193H133V191H132ZM134 193H135V190H134ZM136 193H137V192H136ZM183 193H184V191H183ZM183 193H182V194H183ZM220 193H221V191H220ZM226 193H227V192H226ZM56 194H57V193H56ZM68 194H69V193H68ZM72 194H73V195H76V192L73 190V193H72ZM72 194H71V195H72ZM93 194H94V193H92V195H93ZM116 194H117V193H116ZM123 194H124V193H123ZM179 194H180V193H179ZM179 194H178V195H179ZM206 194H209V193H206ZM247 194H248V193H247ZM57 195L60 196V195H62V194H57ZM57 195H54V196H57ZM71 195H70V196H71ZM90 195H91V194H90ZM114 195H115V194H114ZM136 195H137V194H136ZM217 195H218V194H217ZM217 195H215V196H217ZM5 196H6V195H5ZM31 196H32V195H31ZM76 196H77V195H76ZM76 196H75V197H76ZM119 196H120V194H119ZM119 196H118V197H119ZM121 196H122V194H121ZM123 196H124V195H123ZM128 196H129V194H128ZM128 196H127V193H125V198L128 197ZM130 196H131V195H130ZM130 196H129V197H130ZM174 196H175V195H174ZM211 196H213V195H211ZM211 196H208V197H211ZM219 196H220V195H218V198H219ZM23 197H24V196H23ZM47 197H48V196H47ZM51 197H52V196H51ZM83 197L85 198L86 196H83ZM92 197H93V196H90L89 199H90V200H91V199H94V198H92ZM104 197H105V196H104ZM112 197H113V196H112ZM115 197H116V196H115ZM196 197H198V196H196ZM208 197H207V198H208ZM35 198H36V197H35ZM77 198H78V196L76 197V201H77ZM84 198L82 199V197H80V198H78V199L82 201V200H84ZM105 198H106V197H105ZM122 198L124 199V197H122ZM122 198H118V199L123 200ZM162 198H164V196H163ZM205 198H206V197H205ZM207 198H206V199H207ZM212 198H213V197H212ZM212 198H211V199H212ZM19 199H21V197H20ZM54 199H56V198L54 197L53 200H54ZM68 199H70V198H68ZM89 199H88V200H89ZM109 199H110V197H109ZM109 199H107V200L105 199V200L108 201ZM165 199H166V198H165ZM196 199H197V198H196ZM199 199H200V198H199ZM208 199H209V198H208ZM2 200H1V201H2ZM9 200H10V199H9ZM25 200H26V198H25ZM36 200H37V199H36ZM36 200H35V201H36ZM45 200H47V199H45ZM49 200H50V199H49ZM56 200H57V199H56ZM65 200H67V199H65ZM79 200H78V201H79ZM85 200H86V198H85ZM121 200H120V202H121ZM127 200H128V198H127ZM200 200H201V199H200ZM217 200H218V199H217ZM221 200H222V199H221ZM42 201H44V200H42ZM61 201H63V200H61ZM69 201H70V200H69ZM71 201H72V202H70V203H73V201H75V200H71ZM124 201H125V200H124ZM166 201H167V199H166ZM198 201H199V200H198ZM201 201H202V200H201ZM256 201H257V200H256ZM7 202H8V201H7ZM9 202H10V201H9ZM44 202H45V201H44ZM53 202H54V201H53ZM67 202H68V200H67ZM79 202H80V201H79ZM98 202H99V201H98ZM102 202H103V201H102ZM120 202L118 203V201H117L118 205L120 204ZM143 202H145V201H143ZM195 202H196V200H195ZM213 202H214V198H213ZM93 203H94V202H93ZM99 203L101 204V202H99ZM99 203L96 202V204H97V205H96L97 208H98V206L100 207V204H99ZM124 203H125V202H124ZM126 203H128V202H126ZM141 203H142V202H141ZM220 203H221V202H220ZM25 204H26V206H27V204H29V203H25ZM33 204H34V203H33ZM53 204H56V202H54ZM64 204H66V205H65L66 208H67V206H68V207L71 209L70 206H72V204H71V205H67L68 203H63V202H62V205H64ZM75 204H76V202L73 203V206H74ZM79 204H80V203H79ZM90 204H91V201H90ZM98 204H99V205H98ZM147 204H148V203H147ZM1 205H2V204H1ZM10 205H11V202H10ZM16 205H17V204H16ZM43 205H44V204H43ZM92 205H93V204H92ZM92 205H91V207H93V208L96 207V206L94 207V206H92ZM94 205H95V203H94ZM115 205H116V204H115ZM118 205H116V206H118ZM7 206H8V205H7ZM38 206H39V205H38ZM50 206H52V205H50ZM58 206H61V203H60V205H58ZM75 206H76V205H75ZM103 206L105 207V204H104ZM143 206H145V205H143ZM2 207H4V206H2ZM17 207H18V206H17ZM34 207H36V206H34ZM62 207H64V206H61V208H60L59 210H63L64 208H62ZM83 207H84V206H83ZM86 207H87V211H88L89 216H90V215H91V213H90L91 211H89V210H92V209H93V208L90 209V206L88 207V205H87V206L85 205V207L83 208V210H81L82 208L79 209V210H80L81 212L83 211L82 213H84V212H86V211H85ZM106 207H107V205H106ZM125 207H126V206H125ZM145 207H146V206H145ZM147 207H148V206H147ZM26 208H27V207H26ZM29 208H30V207H29ZM31 208H32V207H31ZM41 208H42V207H41ZM66 208H65V209H66ZM88 208H89V209H88ZM97 208L95 209L96 212L93 211V212H94L93 217H95V216L98 214V213H97V212H98V211H97ZM102 208H103V207H102ZM110 208H111V207H110ZM113 208H114V207H113ZM113 208H112V209H113ZM122 208H124V206H123ZM133 208H134V207H133ZM141 208H142V209H141ZM141 208H140L141 210H140L139 208H137V209H139V211H141L140 213H141V215H142V213H143L142 210H143L144 208H143V207H141ZM38 209H39V208H38ZM65 209H64V212H65ZM67 209H68V208H67ZM70 209H69V211L66 210V211H68L67 213H69V214H70ZM73 209H74V207H73ZM104 209H105V208H104ZM106 209H108V207H107ZM106 209H105V210H106ZM14 210H15V209H14ZM53 210H54V209H53ZM71 210H72V209H71ZM93 210H94V209H93ZM120 210H123V209L119 208V211H120ZM135 210H136V209H135ZM230 210H231V209H230ZM0 211H1V210H0ZM48 211H50V210H48ZM13 212H14V211H13ZM17 212H18V211H17ZM37 212H38V211H37ZM53 212H54V211H53ZM99 212H100V211H99ZM103 212H104V210H103ZM123 212H126V210H123ZM123 212H122V213H123ZM230 212H231V211H230ZM9 213H10V212H9ZM50 213H51V212H50ZM88 213L86 212V213H85V216H87V217L89 218ZM95 213H97V214H95ZM113 213H114V212H113ZM115 213H117V212H115ZM26 214H27V213H26ZM54 214H55V213H54ZM75 214H76V216H77V213H75ZM101 214H102V211H101ZM101 214L99 213L98 216L101 217L102 215H105V214H102V215H101ZM119 214H120V213H119ZM131 214H132V212H131ZM213 214H214V213H213ZM237 214H238V213H237ZM254 214H255V213H254ZM254 214H253V215H254ZM57 215H58V214H57ZM81 215H82V214H81ZM94 215H95V216H94ZM107 215H108V214H107ZM209 215H210V214H209ZM255 215H256V214H255ZM17 216H18V215H17ZM42 216H43V215H42ZM50 216H51V215H50ZM58 216H59V215H58ZM79 216H80V215H79ZM85 216H84V218H85ZM91 216H92V215H91ZM91 216H90V219H88V218L86 217L87 220H89V221L92 220ZM110 216H112V215L110 214ZM110 216H108V217H110ZM242 216H243V215H242ZM242 216H241V219H243ZM23 217H24V216H23ZM25 217L27 218V216H25ZM47 217H48V216H47ZM59 217H60V216H59ZM59 217L56 216V218H59ZM122 217H124V216H122ZM132 217H133V216H132ZM139 217H140V216H139ZM41 218H42V217H41ZM50 218H51V217H50ZM52 218H54V217H52ZM84 218H83V219H84ZM226 218H227V217H226ZM244 218H245V216H244ZM255 218H256V217H255ZM255 218H254V219H255ZM71 219H72V218H71ZM93 219H94V218H93ZM97 219H100V218L97 217ZM116 219H117V218H116ZM141 219H142V218H141ZM15 220H16V219H15ZM30 220H33V219H30ZM53 220H54V219H53ZM80 220H81V219H80ZM84 220H85V219H84ZM87 220H86V221H87ZM94 220H96V218H95ZM110 220L112 221V219H110ZM124 220H125V219H124ZM43 221H44V219H43ZM55 221H56V220H55ZM78 221H79V220H78ZM78 221H77V222H78ZM81 221H82V220H81ZM105 221H106V220H105ZM105 221H104V222H105ZM126 221H127V219H126ZM250 221H251V220H250ZM258 221H260V220H258ZM34 222H35V221H34ZM41 222H42V221H41ZM41 222H40V223H41ZM44 222H45V221H44ZM73 222H74V221H73ZM128 222H129V221H128ZM142 222H143V221H142ZM142 222H141V223H142ZM13 223H14V222H13ZM26 223H27V222H26ZM83 223H84V222H83ZM101 223H102V222H101ZM113 223H114V222H113ZM122 223H124V222L122 221ZM224 223H225V222H224ZM30 224H31V223H29L28 225H30ZM44 224H45V223H44ZM51 224H52V223H51ZM71 224H72V223H70V225H71ZM74 224H75V223H74ZM78 224H79V223H78ZM78 224H77V226H78ZM104 224H105V223H104ZM106 224H108L107 221H106ZM243 224H244V223H243ZM3 225H4V224H3ZM7 225H8V224H7ZM25 225H26V224H25ZM31 225H32V224H31ZM33 225H35V224H33ZM40 225H41V224H40ZM52 225H53V224H52ZM114 225H115V224H114ZM9 226H10V225H9ZM64 226H65V225H64ZM68 226H69V225H68ZM74 226H75V225H74ZM84 226H85V225H84ZM88 226H89V225H88ZM105 226H106V225H105ZM220 226H221V225H220ZM220 226H219V227H220ZM33 227H34V226H33ZM38 227H39V226H38ZM48 227H49V226H48ZM55 227H56V226H55ZM66 227H67V226H66ZM66 227H65V228H66ZM71 227H72V229H73V226H71ZM111 227H112V226H111ZM116 227H117V226H116ZM116 227H115V228H116ZM30 228H31V226H30ZM41 228H42V226H41ZM62 228H63V227H62ZM85 228H86V227H85ZM115 228H114V229H115ZM26 229H27V228H26ZM35 229H37V227H35ZM47 229H48V228H47ZM70 229H71V228H70ZM83 229H84V228H83ZM109 229H110V228H109ZM116 229H117V228H116ZM12 230H13V229H12ZM27 230H28V229H27ZM27 230H26V232H27ZM30 230H31V229H30ZM39 230H40V228H39ZM62 230H63V229H62ZM64 230H66V229H64ZM85 230H87V228L84 229V231H85ZM88 230H89V229H88ZM92 230H93V229H91V231H92ZM222 230H223V229H222ZM48 231H49V230H48ZM241 231H242V230H241ZM1 232H2V231H1ZM22 232H23V231H22ZM30 232H31V231H30ZM30 232H29V233H30ZM35 232H36V231H35ZM93 232H96V231L93 230ZM218 232H219V231H218ZM248 232H249V231H248ZM51 233H52V234H55V233H53V232H51ZM98 233H99V232H98ZM25 234H26V233H25ZM52 234H50V235L52 236ZM92 234H93V233H92ZM109 234H110V233H109ZM123 235H124V234H123ZM247 235H248V234H246V236H247ZM2 236H3V234H2L0 237H2ZM37 236H38V235H37ZM37 236H35V237H37ZM43 236H44V235H43ZM55 236H56V235H55ZM59 236H60V235H59ZM93 236H94V235H93ZM8 237H9V236H8ZM56 237H58V236H56ZM118 237H119V236H118ZM244 237H245V236H244ZM251 237H252V235H251ZM15 238H17V236H16ZM23 238H24V237H23ZM93 238H94V237H93ZM254 238H255V237H254ZM2 239H4V238H2ZM2 239H1V240H2ZM11 239H12V237H11ZM13 239H14V238H13ZM20 239H21V238H20ZM35 239H36V238H35ZM46 239H48V238H46ZM52 239L55 240V241L57 242V239H54V237H53ZM87 239H88V238H87ZM91 239H92V238H91ZM95 239H96V238H95ZM245 239H246V237L244 238V241H245V244H246V240H247V239H246V240H245ZM38 240H39V239H38ZM38 240H37V241L35 240L36 243L38 242ZM43 240L45 241V239H43ZM50 240H51V239H50V237H49V240H46V241H50ZM58 240H59V239H58ZM106 240H107V237H106ZM106 240H105V241H106ZM250 240H252V239H249V240H247V241H250ZM254 240H255V239H254ZM19 241H20V240H19ZM44 241H43V243H44ZM91 241H92V240H91ZM262 241H263V240H262ZM2 242H3V241H2ZM11 242H13V241H11ZM94 242H95V241H94ZM94 242H93V243H94ZM106 242H107V241H106ZM252 242H254V241H252ZM39 243H40V242H39ZM43 243H42V244H43ZM53 243H54V242H53ZM58 243H60V242H58ZM249 243H251V242H249ZM249 243H248V244H249ZM261 243H262V242H261ZM0 244H1L0 246L3 245L2 243H0ZM32 244H34V243H32ZM243 244H244V243H243ZM243 244H242V245H243ZM245 244H244V245H245ZM252 244H254V243H252ZM39 245H40V244H39ZM39 245H38V246H39ZM51 245H52V244H51ZM244 245H243V246H244ZM28 246H29V245H28ZM44 246H46V245H44ZM44 246H43V247H44ZM48 246H49V245H48ZM52 246H53V245H52ZM52 246H50V247H52ZM65 246H66V244H65ZM246 246H247V245H246ZM251 246H254V245H251ZM10 247H11V246H10ZM26 247H27V246H25V249H26ZM57 247H58V246H57ZM98 247H99V245H98ZM240 247H241V246H240ZM0 248H1V247H0ZM18 248H19V247H18ZM53 248H55V245H54ZM70 248H71V247H70ZM4 249H5V248H4ZM21 249H22V248H21ZM30 249H31V251H34V250H32V249H35V248H32V247H31ZM46 249H47V248H46ZM62 249H65V248H62ZM244 249H245V246H244ZM38 250H39V251H43L44 249H42V246H41V250H40V246H39V249H38ZM38 250H37V246H36V250H35L34 252H36V251H38ZM48 250H49V249H48ZM51 250H52V249H51ZM56 250H57V249H56ZM56 250L54 249V252H55V253H56ZM71 250H72V249H71ZM19 251H20V250H19ZM21 251H22V250H21ZM26 251H28V250H26ZM29 251H30V250H29ZM39 251H38V252H39ZM52 251H53V250H52ZM57 251H58V250H57ZM5 252H6V251H5ZM47 252H48V251H47ZM62 252H63V251H62ZM99 252H100V251H99ZM0 253H1V252H0ZM3 253H4V252H3ZM8 253H9V252H8ZM22 253H23V251H22ZM36 253H37V252H36ZM185 253H186V252H185ZM27 254H30V253L27 252ZM27 254H26V255H27ZM31 254H32V253H31ZM34 254H35V253H34ZM37 254H38V253H37ZM39 254H40V252H39ZM48 254L51 255L52 252H51V253L48 252ZM48 254L46 253V255H48ZM24 255H25V254H24ZM61 255H62V253H61ZM66 255H67V254H66ZM12 256H14V255H12ZM12 256H11V257H12ZM28 256H30V255H28ZM28 256H27V258H28ZM31 256H32V255H31ZM54 256H55V255H54ZM54 256H51V257H54ZM62 256H63V258H64V257H67V256H64V255H62ZM176 256H177V255H176ZM250 256H252V255H250ZM6 257H8V256L6 255ZM14 257L16 258L17 256H14ZM58 257H59V256H58ZM58 257L56 256V258H58ZM258 257H259V256H258ZM260 257H262V256H260ZM0 258H1V257H0ZM15 258H12V259H15ZM21 258H22V257H21ZM23 258H24V256H23ZM29 258H30V257H29ZM45 258H46V257H45ZM73 258H74V257H73ZM141 258H143V257H141ZM144 258H145V257H144ZM10 259H11V258H10ZM30 259H32V258H30ZM59 259H60V258H59ZM68 259H70V258H68ZM78 259H79V258H78ZM196 259H197V258H196ZM227 259H228V258H227ZM263 259H264V258H263ZM15 260H17V258H16ZM20 260H24V259H20ZM33 260H35V259H33ZM36 260H37V259H36ZM52 260H53V259H52ZM56 260H57V259H56ZM56 260H55V262H56ZM66 260H67V259H66ZM258 260H259V258H258ZM260 260H261V259H260ZM9 261H10V260H9ZM26 261H27V260H26ZM58 261H59V260H58ZM21 262H22V261H21ZM41 262H42V261H41ZM45 262H46V261H45ZM60 262H61V261H60ZM73 262H74V261H73ZM75 262H76V261H75ZM75 262H74V263H75ZM22 263H24V262H22ZM26 263L29 264V262H26ZM33 263H34V262H33ZM46 263H47V262H46ZM58 263H59V262H58ZM114 263H115V262H114ZM55 264H56V263H55ZM72 264H73V263H72ZM101 264H102V263H101ZM112 264H113V263H112ZM115 264H116V263H115ZM260 264H261V263H260Z\"/></svg>",
	"mask_w": 264,
	"mask_h": 264
}]
</instances>
